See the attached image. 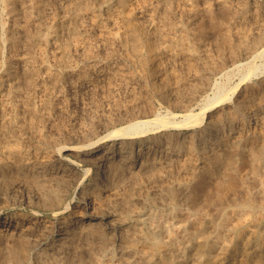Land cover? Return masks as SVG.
I'll return each instance as SVG.
<instances>
[{
  "label": "bare ground",
  "instance_id": "bare-ground-1",
  "mask_svg": "<svg viewBox=\"0 0 264 264\" xmlns=\"http://www.w3.org/2000/svg\"><path fill=\"white\" fill-rule=\"evenodd\" d=\"M10 1L12 0H0V2H3L5 5L9 3H11ZM16 1V0H13ZM24 0H22L23 2ZM31 1V0H30ZM39 1V0H37ZM50 2H52L51 0H49ZM64 1V0H63ZM68 1L66 7H65V12H63L64 14H62V21L63 22V27L61 30H64L68 33V31H70L72 29V25H71V21L73 19H75L77 22L79 20H77L79 18V14H83V15H88L91 18H94L96 20H98L99 22V32H98V37L97 40L100 42L99 44H101L103 50L105 51V55L106 59L105 60H97L96 57H92L93 53H91L92 50H90L92 48V43L89 42L86 39L83 40V43H81L79 45V43L77 44V42H74V48L76 50V52H79L78 50L81 51V53L79 54H84V56L86 57H91V60H93V63L91 64V67L93 68V70L95 71V74H93L94 72H92V74L89 72V69L87 66V68H83L80 71H78V76L80 78V83L81 82H87V83H93L96 84L95 86H99V90L102 89V91H104V89L111 91L112 88H114L117 84H121L122 81H126L129 80V78H137V80H142L144 81V86H143V94L140 95H132L134 97H132V99H130L129 101H131L129 104L127 103V105H123L121 107H123V109L121 110V123H125V125H122L121 127L118 126L115 127L117 129H115L113 131V133H111L110 131V135H114L115 137H118V141H115L114 143H112L111 145H107L105 144L104 147L102 146V143H105L106 141L103 140L106 136L103 137H99V138H94V135H89L85 136L83 138V143H81L80 145H76L75 147H68V149L71 151V153H75L74 156L76 155L79 156L82 164H89L90 166H85L87 167L86 170H90L92 169V167L97 166V170L98 172L94 171V175L92 176V180L91 182L88 184V186L84 189L83 193L80 196L79 199H77V201L75 202L74 205H71V201L69 200L67 202L68 196L70 193H75L77 191V189H79L82 184L79 178V175L77 173V166L79 165L77 163H62V147L60 148L59 152L57 153H51L47 151H41V150H37V149H28L26 151H22V149H17L19 148L18 146H14V144H9L12 142L7 143V141L5 142V140L2 139V134L3 132L11 127H21L23 126L25 123V115L20 116L19 112H17L18 109H16V107L18 106L19 103L22 102H26L27 100L29 101V103H31L34 100V94H32V92H40L42 94H44V97H40V100H38L40 103H42L41 105L43 106L44 104L46 105L49 101L48 100V95L49 93L52 92L51 89L55 86V84L57 83V80L59 79V74L56 70H54L52 67L49 66L48 61L42 57L41 53L43 48H37V52L38 55H32L31 53L29 54V50L30 48H33L32 45H34V43L36 42V38H33L32 36H29L27 34H23V32L25 31V29L23 28L27 23L29 24H33V25H38L37 20L39 18V16L42 14L40 12L41 8L38 5H35L32 7V9H28L26 8L29 4H23V13L21 15H17V16H12L9 21L5 22L3 20L0 19V45L2 43H7L6 45L9 46L8 48H10V54H7L8 56H6V58H2L3 52L0 49V193L3 194V196H0V200L2 199V197H4V193H7V191H15L17 189V187L19 186L20 181L17 179H15L13 181V177L10 174L11 173V169H10V164H17L16 159H18V162L21 163V165L23 166V169H25V172L27 170L32 171L36 177H38V179H40L41 181V193L38 194L39 196H36L35 200H32V202H39L41 201L42 204L46 207L51 208L52 210H55L57 208H61L65 203V208H68L69 211V217L66 218L65 221H69V224L67 225V223H64V225L66 226L65 228H61L60 225V230L61 233H64L62 236L60 234L59 238H56L58 241L57 243H54L48 248V253L51 255V253H56L62 254V252H65L67 249H69L70 247H72L73 243H74V234L77 232L76 227L78 226L81 231L82 229H85L86 234H88L90 231H87L90 228H93L95 230H97V232L102 233L103 228H105L107 230V234H109L110 236H118V234L122 233L123 231L125 232L124 227L127 223V218H123L121 215V212H123V210L125 209V206L122 207V209L120 211L118 208H116L113 204H109L108 209H107V214H106V220H103V218L105 217V213H102V206L103 204L109 200L110 198H115L118 197L120 195V192L118 191L117 187H116V183H117V179L118 177H120V175L123 173L124 168L127 169V166H125V164L129 161V159L131 160V170L132 172L135 170H139L141 168V172L142 169L145 168H149V167H153L155 166V163L157 161L160 162H164V161H168L169 159H179L180 164V172L183 173L182 176H180L179 181H178V186H179V190L182 191H187L188 190V182L191 180H198L197 182V187H201V181H200V171H202L203 168H205L208 165V162H210L212 159H214L216 157L217 151H219L218 149L226 146L229 143H232L233 145H235L238 149H241V145H244V143L242 144L243 138L245 136V133L251 129L249 128V124L250 121L249 119L244 120L243 117H246L247 115H250V120H252L251 124H255L254 128H252V134L256 135V134H264V115H261L258 113L259 110L264 108V72H262V70L260 71L258 68L260 67L257 62V59H259L262 55L264 56V1L261 3L258 2V4H255L253 6V8L250 11V19H251V26L247 27V26H239L237 28H235L233 30V36H236L238 39L237 40V44L231 48L230 50V54L228 56V59L225 60L224 65L222 66L221 69H226V70H232V69H243L242 67L246 66L247 68V73L244 75V77H242L241 80L243 79H247L246 77L250 78L251 75H256L258 73L257 70H259L260 72H262V76L259 77L258 80H255L254 83L245 86L244 88H240L238 90L239 91V96L237 98V100H235L234 104L231 106H229V108H218L216 109L215 112H213L210 115H206L207 109L211 110L213 108H216L218 105H216V103L219 101L221 102V100L225 99V98H230L231 96H229L227 94V86L226 84H221L219 86V92L216 93V96L214 97L215 99H211V102L208 100V104L205 106L199 107L201 108L199 111H192L190 110L191 108H193L194 103L196 102V99L199 97L200 94L206 92L209 88L212 87V82L209 79V75L212 73H216L217 71H221L218 67L215 66L214 61L212 60V58L210 57V54L208 53L207 50V46L205 44V42L199 41V42H194L195 40H193L195 29L194 25L195 23L198 21L199 16L201 15V10H208L211 6L209 4H207L208 2L204 1V4L202 3V6L199 7L198 6V1L199 0H98L96 2H101L102 4V9L104 12H97V9L93 8L92 6L90 7V5L85 4V2H83V0H66ZM85 1V0H84ZM92 1V0H91ZM219 3H223L226 4L227 2H229L230 0H217ZM236 1V0H235ZM234 1V2H235ZM247 1V0H245ZM252 1V0H251ZM27 1H25L26 3ZM29 2V1H28ZM40 2V1H39ZM54 2V1H53ZM52 2V4H54ZM237 2V1H236ZM249 2V1H248ZM257 2V1H255ZM2 3V4H3ZM16 3V2H15ZM14 3V4H15ZM49 3V2H48ZM87 3H89L87 1ZM211 3V2H210ZM217 3V2H216ZM242 3V2H241ZM251 3V2H250ZM13 4V3H12ZM44 5V3H41ZM213 4V3H212ZM240 4V3H239ZM248 4V3H247ZM252 4V3H251ZM1 5V4H0ZM19 5V4H18ZM51 5V4H50ZM215 5V4H214ZM213 5V7H214ZM249 5V4H248ZM247 5V6H248ZM20 6V5H19ZM46 6V5H45ZM44 6V7H45ZM48 6V5H47ZM56 6V5H55ZM100 5H98L97 7H99ZM217 6V4H216ZM8 7V6H7ZM49 7V6H48ZM58 7V6H57ZM96 7V6H95ZM229 7V6H228ZM5 8V7H4ZM19 8V7H18ZM52 8V7H51ZM50 8V9H51ZM54 8V7H53ZM46 9V7L44 8ZM56 9V8H55ZM61 10H63L62 8H59ZM246 9V8H245ZM5 10V9H4ZM19 10V9H17ZM49 10V9H48ZM52 10V9H51ZM63 10V11H64ZM101 10V9H99ZM218 10V8H217ZM2 11V10H0ZM15 11V10H13ZM12 11V12H13ZM20 11V10H19ZM18 11V12H19ZM45 11V10H44ZM211 11V9H210ZM247 11V10H245ZM55 12V11H54ZM58 12V11H56ZM55 12V13H56ZM209 12V11H208ZM219 12V11H217ZM242 12V11H241ZM249 12V11H248ZM41 13V14H40ZM47 13V12H46ZM102 13V14H101ZM207 13V12H206ZM14 14V13H13ZM50 14V13H49ZM80 14V15H81ZM104 14V15H103ZM212 14V13H211ZM218 14V13H217ZM2 15V14H1ZM11 15V14H10ZM51 16L53 14H50ZM205 15V14H204ZM220 15V14H218ZM241 15V13H240ZM247 15V14H246ZM48 16V15H47ZM54 16V15H53ZM82 16V15H81ZM211 17V15H209ZM42 17V15H41ZM43 17H45V15H43ZM42 17V18H43ZM61 17V16H60ZM90 17L88 18V20L90 19ZM206 17V15H205ZM208 17V16H207ZM236 17V16H234ZM242 17V16H241ZM201 18V17H200ZM240 18V17H239ZM238 18V19H239ZM48 19V18H47ZM87 19V18H86ZM211 19V18H210ZM213 19V18H212ZM211 19V20H212ZM237 19V20H238ZM241 19V18H240ZM247 19V18H246ZM43 20V19H42ZM46 20V19H45ZM87 20V21H88ZM206 20V19H205ZM218 20V19H217ZM220 20V18H219ZM235 20V18H234ZM39 21V20H38ZM52 21V20H50ZM49 21V22H50ZM86 21V22H87ZM92 21V20H91ZM201 21V19H200ZM224 21V20H223ZM232 21V20H231ZM42 22V21H41ZM48 22V21H47ZM56 22H59L58 20ZM80 22V21H79ZM90 21H88L89 23ZM199 22V21H198ZM203 21H201L202 23ZM208 22V21H207ZM220 22V21H219ZM226 22V21H225ZM242 22V20H241ZM244 22V20H243ZM242 22V23H243ZM206 23V22H205ZM224 23V22H223ZM230 23V22H229ZM228 23V25H229ZM235 23V21H234ZM249 23V22H248ZM247 23V24H248ZM44 24V23H42ZM40 24V25H42ZM58 24V23H57ZM62 24V23H61ZM79 24V23H78ZM94 24V23H93ZM208 25V23H206ZM231 24V23H230ZM246 24V25H247ZM32 25V27H33ZM48 25V24H47ZM50 25V24H49ZM54 25H56L54 23ZM80 25V24H79ZM83 25V24H82ZM87 25V24H85ZM206 25V26H207ZM214 25V24H213ZM218 25V24H217ZM226 25V24H225ZM224 25V26H225ZM234 25V24H233ZM232 25V26H233ZM238 25V24H237ZM243 25V24H242ZM90 26V25H89ZM94 26V25H93ZM198 26V25H197ZM205 26V27H206ZM209 26V25H208ZM227 26V25H226ZM31 27V28H32ZM43 27V25H42ZM53 27V26H52ZM52 27L49 28V31L47 34L44 35H38L39 36V40L40 41H45L46 43H51L54 45V48L57 47L58 49H60V51L58 49L57 52H55L54 54L52 53L53 56V62L57 63V64H61L62 66H66V69L68 72H73L72 69V57L70 58V52L69 49L70 47L68 46V44H66V42L68 43L69 41L66 40L63 41L66 36H64L65 38L62 39L61 34L59 32H61L60 30H56L53 29ZM61 27V26H60ZM91 27V26H90ZM200 27V26H199ZM57 28V26L55 27ZM79 28L84 29L82 27L79 26ZM97 28V27H94ZM198 28V27H197ZM207 28V27H206ZM205 28V29H206ZM227 28V27H226ZM231 28V27H229ZM233 28V27H232ZM24 29L22 34L23 36H18V32ZM29 29V28H28ZM27 29V30H28ZM37 29V28H36ZM44 29V28H43ZM87 29V28H86ZM85 29V31H86ZM89 29V28H88ZM87 29V30H88ZM46 30V29H45ZM42 30V31H45ZM76 30V29H75ZM203 30V28L201 29ZM208 30V29H206ZM218 30V29H217ZM220 30V29H219ZM218 30V31H219ZM231 30V29H230ZM22 31V30H21ZM41 31V30H40ZM83 31V30H82ZM93 31L95 32V29H93ZM225 31V29H224ZM229 31V30H228ZM232 31V30H231ZM30 33V30L27 31ZM89 32V31H88ZM200 32V31H198ZM222 32V31H220ZM31 33H32V29H31ZM30 33V34H31ZM73 33V31H72ZM81 33V32H80ZM83 33V32H82ZM87 33V32H86ZM210 33V31H209ZM208 33V34H209ZM213 33V32H212ZM229 33V32H228ZM36 34V33H35ZM65 35V33H63ZM62 34V35H63ZM85 34V33H84ZM92 34V33H91ZM207 34V33H206ZM68 35V34H67ZM72 35V34H71ZM76 35V33H75ZM97 35V33L95 34ZM199 35V34H198ZM204 35V33L202 34ZM210 34V37L212 38L213 35ZM74 36V35H73ZM78 36V34L76 35ZM90 38V35H87ZM85 36V37H86ZM207 36V35H206ZM21 37V38H20ZM69 37V36H68ZM71 38V37H70ZM74 38V37H72ZM77 38V37H76ZM80 38V37H79ZM88 38V39H89ZM198 38V37H196ZM38 39V37H37ZM67 39V38H66ZM37 40V41H39ZM79 40V39H76ZM96 40V41H97ZM73 41V40H72ZM93 41V40H91ZM95 41V40H94ZM204 41V40H203ZM218 41V40H216ZM228 41V40H227ZM220 42V41H218ZM37 43V42H36ZM43 45V42H41ZM98 45V44H97ZM96 45V46H97ZM118 45V46H122L124 47V50L126 49V52H124L123 54L121 53V55L117 56L125 62H121L120 64H115L114 65H110V60L114 57H110L109 54L112 51L110 50L113 46ZM6 46V48H7ZM47 46V45H46ZM101 46L99 48H101ZM214 46V45H213ZM216 46H218V44H216ZM50 47V46H49ZM52 47V45H51ZM96 47V48H98ZM117 47V46H116ZM211 47V46H210ZM53 48V47H52ZM95 48V47H93ZM92 48V49H93ZM118 48V47H117ZM215 48V47H214ZM213 50H216L214 49ZM226 48V47H225ZM34 49V48H33ZM122 49V48H121ZM73 50V52L75 51ZM90 50V51H87ZM101 50V49H98ZM110 50V52H109ZM118 50V49H117ZM115 50V52L117 51ZM210 50V49H209ZM6 51V50H5ZM46 51V50H45ZM44 51V52H45ZM70 51L72 52V50L70 49ZM87 51V52H86ZM95 51V50H94ZM97 51V50H96ZM107 51L109 52V54L107 53ZM222 51V50H220ZM8 52V51H7ZM35 52V51H33ZM32 52V53H33ZM49 52V50H48ZM53 51H50V53ZM72 52V53H73ZM114 52V51H113ZM36 53V52H35ZM34 53V54H35ZM103 53V52H102ZM103 53V54H104ZM107 53V54H106ZM145 53H148L147 55H145ZM227 53V52H226ZM43 54V53H42ZM46 54V53H45ZM101 54V53H100ZM218 54V53H217ZM75 55V53H74ZM118 55V54H117ZM151 55V57H150ZM214 55V54H213ZM228 55V54H227ZM46 56V55H44ZM51 56V55H50ZM81 57V55H79ZM95 56V55H94ZM113 56V55H112ZM115 56V55H114ZM215 56V55H214ZM213 56V57H214ZM83 57V56H82ZM85 57V58H86ZM52 58V57H50ZM50 58H48L50 60ZM75 58V57H74ZM84 58V57H83ZM99 58V57H98ZM224 58V57H222ZM264 58V57H263ZM4 59V61L2 60ZM77 59V58H76ZM103 59V58H102ZM216 59V58H215ZM52 60V59H51ZM79 61H81L80 59H78ZM83 60V59H82ZM114 60V59H113ZM219 60V59H218ZM115 61V60H114ZM200 62L203 66L202 71H198L199 69H197L196 67H193L194 62ZM220 61V60H219ZM52 62V61H51ZM50 62V63H51ZM84 62V61H82ZM81 62V64H82ZM222 62V61H221ZM78 63V62H77ZM86 62H84L85 65ZM186 64L189 68L190 71L186 72L189 73L187 78H183L181 77L175 70V67L177 64ZM36 65V70H33L35 72H32V74H26V76H21L20 72L18 71L19 67H25L26 65L29 68V65ZM129 64H136L142 67L141 71H136L130 73L131 71H129ZM197 64V63H196ZM261 64V63H260ZM76 65V64H74ZM73 65V66H74ZM89 65V63H88ZM199 65V64H198ZM30 66V67H32ZM63 66V67H64ZM82 66V65H81ZM90 66V65H89ZM181 66V65H180ZM32 67V68H34ZM134 67V66H133ZM183 67V66H181ZM185 67V66H184ZM76 68V66H75ZM138 68V66H137ZM180 68V67H179ZM186 69H189L187 67H185ZM27 69V68H26ZM133 69V68H132ZM184 69V68H183ZM182 69V70H183ZM186 69H184L185 71H187ZM264 69V68H263ZM22 70V69H21ZM75 70V69H74ZM181 69H179L180 71ZM225 70V71H226ZM26 71V70H24ZM223 71V70H222ZM244 71V70H243ZM28 72V71H27ZM30 72V70H29ZM183 72V71H182ZM23 73V70L22 72ZM31 73V72H30ZM218 73V72H217ZM234 73V72H233ZM70 74V73H69ZM74 74V73H73ZM183 74V73H182ZM222 74V72H221ZM227 75L229 73H226ZM232 74V73H231ZM243 74V72H242ZM224 75V74H223ZM226 75V76H227ZM236 75V74H234ZM260 75V74H259ZM73 76V75H71ZM213 76V75H212ZM219 76V75H218ZM237 76V75H236ZM257 76V75H256ZM66 77V76H65ZM74 77V76H73ZM61 78V77H60ZM67 78V77H66ZM71 77H69L70 79ZM76 78V77H74ZM77 78V81L78 79ZM235 78V77H234ZM253 78V77H252ZM64 79V78H63ZM62 79V80H63ZM68 79V80H69ZM138 80V81H139ZM219 80V79H218ZM217 80V81H218ZM230 80V79H229ZM228 80V81H229ZM76 81V82H77ZM136 81V80H135ZM134 81V82H135ZM224 81V80H223ZM222 81V82H223ZM239 81V80H238ZM246 82V80H244ZM253 81V80H252ZM68 82V81H67ZM70 82V81H69ZM72 82V81H71ZM75 82V81H74ZM73 82V83H74ZM132 82V81H131ZM137 82V81H136ZM220 82V81H218ZM62 83V82H60ZM79 83V82H78ZM215 83V82H214ZM250 83V82H249ZM52 84V85H51ZM65 84V83H64ZM69 84V83H68ZM75 84V83H74ZM126 84V83H125ZM131 84V83H130ZM216 84V83H215ZM231 84V83H230ZM235 84V83H234ZM63 85V83H62ZM79 85V84H78ZM85 85V83L83 84ZM124 85V83H123ZM132 85V84H131ZM229 85V84H228ZM246 85V84H245ZM66 86V84H65ZM72 86V85H70ZM91 86V85H90ZM125 86V85H124ZM122 86V87H124ZM244 86V85H242ZM58 87V86H57ZM63 87V86H62ZM68 87V86H67ZM75 87V86H74ZM87 87V86H86ZM140 87V86H139ZM138 87V88H139ZM25 90H24V89ZM56 88V86L54 87V89ZM60 88V87H58ZM79 88V87H78ZM85 88V87H83ZM90 88V87H89ZM95 88V87H94ZM238 88V83L235 84L232 87V91L231 86L228 90H230L232 93H235V90ZM62 89V88H60ZM59 89V90H60ZM74 89V88H73ZM98 89V88H97ZM119 89V88H118ZM135 89V88H134ZM212 89V88H211ZM218 89V88H217ZM216 89V90H217ZM24 90V92H23ZM92 90V87L89 89ZM123 90V89H122ZM130 90V93H132L133 87ZM54 91V90H53ZM57 91V89L55 90ZM70 91H72L70 89ZM82 91V89H81ZM98 91V90H97ZM101 91V90H100ZM105 91V93H106ZM114 91V90H113ZM124 91V90H123ZM67 92V91H65ZM64 92V93H65ZM75 92V90H74ZM99 92V91H98ZM77 93V92H76ZM81 93V92H80ZM80 93H78L80 95ZM88 93V92H87ZM123 93V92H122ZM208 93V92H207ZM23 94L26 95V97H22L19 98V95L22 96ZM74 93H72L73 96ZM110 94V93H108ZM119 94V93H118ZM129 94V92H128ZM140 94V93H138ZM215 94V91H214ZM213 94V96H214ZM38 95V93H37ZM45 95H47L45 97ZM75 95V94H74ZM85 95V94H84ZM102 95V93H101ZM105 95V94H103ZM113 94H111L112 96ZM117 95V94H116ZM121 95V94H120ZM124 95V93H123ZM126 95V94H125ZM43 96V95H41ZM59 96L58 93H52V99H57ZM62 96V95H61ZM66 96V95H65ZM68 96V95H67ZM71 96V94H70ZM69 96V97H70ZM78 96V95H77ZM118 96V95H117ZM115 96V97H117ZM127 96V95H126ZM36 97V96H35ZM38 97V96H37ZM36 97V99H37ZM64 97V96H63ZM62 97V99H63ZM86 97V96H85ZM84 97V99H85ZM88 97V96H87ZM107 97V96H106ZM114 97V96H113ZM120 97V96H119ZM203 97V96H202ZM206 97V96H205ZM233 97V96H232ZM235 97V96H234ZM61 98V97H60ZM67 98V97H66ZM73 99L76 98V96L72 97ZM70 98V99H72ZM90 98V97H88ZM94 98V97H93ZM118 98V97H117ZM126 98V97H125ZM129 98V96H128ZM153 98H158L161 99L165 102H167V104L169 105V107H173L177 108V107H182L181 109H184L185 113H183L182 118L181 119H175L174 118V114L176 115L177 113H174L172 116L174 119H172L171 115L167 116V115H154V118H150V111H153V108L151 106V101L153 100ZM201 98V97H200ZM199 98V99H200ZM228 98V99H229ZM19 99H21V101H18ZM35 99V100H36ZM72 99V100H73ZM83 100V98H81ZM87 99V98H86ZM92 99V98H91ZM109 100H111L110 98H108ZM114 98H112L113 100ZM120 99V98H119ZM206 99H208L206 97ZM58 100V99H57ZM71 100V101H72ZM93 100V99H92ZM107 100V98H106ZM61 101V100H60ZM66 100H63V102ZM68 101V100H67ZM66 101V102H67ZM75 101V100H74ZM80 101V100H79ZM108 101V100H107ZM106 101V102H107ZM114 101V100H113ZM126 101V100H125ZM128 101V100H127ZM154 101V100H153ZM162 101V102H163ZM56 102V101H55ZM62 102V101H61ZM81 102V101H80ZM84 102V101H83ZM223 102V101H222ZM34 103V102H32ZM39 103V105H40ZM60 103V102H58ZM56 103V104H58ZM65 103V102H64ZM82 103V102H81ZM104 103V102H101ZM112 105L115 102H111ZM121 103V101H120ZM143 103L145 104V106L143 105ZM160 103V102H159ZM204 103V102H202ZM207 103V102H206ZM36 104V102H35ZM63 104V103H60ZM70 104V103H69ZM84 104V103H83ZM93 104V103H92ZM163 104V103H162ZM197 104V103H195ZM201 104V103H200ZM30 105V104H29ZM40 105V106H41ZM65 105V104H64ZM67 105V103H66ZM65 105L66 109L67 106ZM98 105V104H97ZM95 105V106H97ZM103 105V104H102ZM105 105V103H104ZM109 105V104H107ZM111 105V104H110ZM111 105V106H112ZM117 105H119L117 103ZM22 106V105H21ZM24 106V105H23ZM33 106V105H32ZM93 106V105H91ZM144 106V107H143ZM165 106V105H164ZM228 106V105H227ZM26 107V106H24ZM36 107V106H35ZM54 107V106H53ZM63 107V106H62ZM94 107V106H93ZM92 107V108H93ZM99 107V106H98ZM97 107V108H98ZM102 107V106H101ZM100 107V108H101ZM107 106L105 105V108ZM116 107V106H115ZM157 107V106H156ZM155 107V108H156ZM166 107V108H169ZM19 108V107H18ZM22 108V107H21ZM33 109V107H30ZM30 110V114L31 109ZM40 108V107H39ZM42 108V107H41ZM59 108V107H58ZM61 108V107H60ZM59 108V109H60ZM89 108V107H87ZM104 108V109H105ZM109 108V107H107ZM173 108V109H174ZM45 109V108H44ZM55 109V108H54ZM110 109V108H109ZM119 109V108H118ZM34 110V109H33ZM38 110V109H37ZM43 110V109H42ZM64 110V108H63ZM93 110V109H92ZM102 110V109H101ZM189 110V111H188ZM23 111V110H22ZM39 111V110H38ZM46 111H47V107H46ZM57 111V110H56ZM65 111V110H64ZM97 111V110H96ZM104 111V110H102ZM111 111V110H110ZM118 111V110H117ZM167 111V109H166ZM165 111V112H166ZM181 111V110H180ZM41 112V111H40ZM45 112V110H44ZM61 112V110H60ZM101 112V111H100ZM116 112V110H115ZM119 112V111H118ZM158 112V110H157ZM172 112V111H171ZM210 112V111H208ZM260 112V111H259ZM46 113V112H45ZM49 113V111H48ZM51 113V112H50ZM54 113V112H53ZM52 113V114H53ZM96 113V112H95ZM104 113V112H103ZM112 113V111H111ZM114 113V112H113ZM152 113V112H151ZM173 113V112H172ZM28 114V113H27ZM42 114V113H40ZM171 114V113H170ZM101 115V114H100ZM99 115V116H100ZM105 115V114H104ZM107 115V114H106ZM105 115V116H106ZM110 115V113H109ZM30 116V115H29ZM28 116V117H29ZM48 116V115H47ZM46 116V118H47ZM52 116V115H51ZM103 116V115H102ZM111 116V115H110ZM119 116V113H118ZM205 116H209L208 120L205 123H201L204 119ZM27 117V116H26ZM31 117V116H30ZM26 118L27 121H29ZM107 117V116H106ZM38 118V117H37ZM50 118V117H49ZM115 118V116H114ZM33 118H31L32 121ZM44 119V118H43ZM104 120V119H101ZM106 120V119H105ZM109 122L112 123L113 119L112 118H108L107 119ZM106 120V121H107ZM115 120V119H114ZM34 121V120H33ZM32 121V122H33ZM36 121H38L36 119ZM40 122H44V120H39ZM38 121V122H39ZM30 122V121H29ZM102 122V121H101ZM104 122V121H103ZM102 122V123H103ZM35 123V122H34ZM46 123V121H45ZM30 124V123H26ZM37 124V122H36ZM87 124V123H86ZM85 124V125H86ZM105 124V123H103ZM110 123H108L109 125ZM113 124V123H112ZM250 124V125H251ZM61 125V124H60ZM84 125V127H86ZM93 125V123H92ZM111 125V124H110ZM109 125V126H110ZM154 125V127H153ZM258 125V126H257ZM29 125H27L28 127ZM31 126V125H30ZM37 126L40 128V125L37 124ZM36 126V127H37ZM43 126V124L41 125ZM82 126V123H81ZM161 126H165L166 128L168 127H172V126H185L186 128L184 130H179L177 132L174 131H164L160 134H156L155 135H151L150 131L153 129H157ZM45 126H43L42 128L44 129ZM80 126H78L77 128H79ZM83 127V128H84ZM88 127V126H87ZM225 127L229 129L228 132L225 133ZM38 128V129H39ZM46 128V127H45ZM60 128V127H58ZM57 128V129H58ZM66 128V127H65ZM64 128V129H65ZM182 128V127H181ZM27 129V128H26ZM25 129V130H26ZM31 129V128H30ZM29 129V130H30ZM95 129V128H93ZM114 129V128H113ZM84 130V129H82ZM91 130V129H89ZM23 131V130H21ZM31 131H33L31 129ZM41 131V129H40ZM39 131V132H40ZM63 131V130H61ZM67 131V129H66ZM73 131V129H72ZM79 131V130H78ZM81 131V130H80ZM85 131V130H84ZM96 131V129H95ZM157 131V130H156ZM10 132V131H9ZM19 132V131H18ZM27 132V131H26ZM38 132V131H37ZM38 132V133H39ZM82 132V131H81ZM92 132V131H91ZM94 132V131H93ZM92 132V133H93ZM38 133H36L38 135ZM42 133V132H41ZM44 133V132H43ZM46 133V132H45ZM74 133V132H73ZM78 133V132H77ZM85 133V132H84ZM91 133V134H92ZM10 134V133H8ZM14 134V133H13ZM20 133H18L19 135ZM47 134V133H46ZM83 134V133H82ZM108 134V133H107ZM136 134V135H134ZM154 134V133H153ZM33 135H35L33 133ZM52 135V134H51ZM120 135V136H117ZM132 135V136H130ZM22 136L24 137L23 133ZM27 136V135H26ZM40 136V134L38 135V137ZM42 137L44 135H41ZM61 136V135H60ZM71 136H73L71 134ZM75 136V135H74ZM20 137V136H19ZM46 137V135H45ZM44 137V138H45ZM49 137V136H47ZM55 137V135H54ZM70 137V136H69ZM77 137V136H76ZM110 137V136H109ZM114 137V138H115ZM127 137H133L132 139H126ZM58 138V137H57ZM108 137H106L105 139H107ZM113 138V136H112ZM263 138V137H262ZM261 138V139H262ZM10 139V138H9ZM69 139V138H68ZM72 139V138H71ZM74 139V138H73ZM79 139V138H78ZM11 140V139H10ZM13 140V139H12ZM15 140V139H14ZM13 140V142H14ZM19 140V139H18ZM26 140V139H25ZM75 140V139H74ZM176 143V148H174L175 146L172 145L173 141ZM178 141V143L176 141ZM17 141V140H16ZM29 141V140H28ZM48 141V140H47ZM59 140H57L58 142ZM62 141V140H61ZM64 141V140H63ZM81 141V140H80ZM20 142V141H19ZM40 142V141H38ZM36 141V143H38ZM52 142V141H51ZM262 142V141H261ZM27 143V142H26ZM48 143V142H47ZM53 144H55L54 142H52ZM77 143V142H76ZM118 143V144H117ZM255 143V142H254ZM23 144V143H22ZM21 146H24V144ZM34 144V143H33ZM70 144V143H69ZM75 144V143H74ZM116 144V145H115ZM27 145V144H25ZM43 145V144H41ZM49 145V144H48ZM62 145V144H61ZM232 145V148H233ZM34 146V145H33ZM56 146V145H54ZM52 146V147H54ZM231 146V145H230ZM249 146V145H247ZM17 147V148H16ZM26 147V146H25ZM46 147V146H45ZM250 147V146H249ZM21 148V147H20ZM23 148V147H22ZM29 148V147H28ZM248 148V147H247ZM255 148H251L248 152L247 155H245L244 159H256L257 155L254 151ZM259 149V148H258ZM52 150V149H50ZM230 150H232L230 148ZM69 152V151H68ZM259 152V151H258ZM247 153V152H246ZM263 153V151H262ZM56 154V155H54ZM70 155V154H68ZM241 155V154H240ZM260 155V154H259ZM237 157V156H236ZM74 158V157H73ZM229 158V156H228ZM232 158V157H231ZM238 158V157H237ZM260 158V157H259ZM262 158V157H261ZM70 159V158H69ZM223 159V158H222ZM236 159V158H235ZM78 160V159H77ZM261 160V159H260ZM262 160H264L262 158ZM72 161V159H71ZM171 161V160H170ZM177 161V160H176ZM226 161V160H225ZM224 161V162H225ZM75 162V160H74ZM169 162V161H168ZM167 162V163H168ZM249 163L250 160L248 161ZM71 163V162H70ZM256 163V162H255ZM254 163V164H255ZM176 164V163H175ZM261 164V163H260ZM7 165V166H5ZM162 165V164H161ZM160 165V166H161ZM170 165V164H169ZM167 165V167L169 166ZM246 165V164H245ZM251 165V164H249ZM253 165V164H252ZM262 165V164H261ZM158 166V165H157ZM173 166V164H172ZM219 166V165H218ZM256 166V165H255ZM90 167V168H88ZM211 167V166H210ZM253 167V166H252ZM262 167H264V165H262ZM261 167V168H262ZM14 168V167H13ZM83 168V167H81ZM144 168V169H145ZM170 168V167H169ZM169 168H167L169 170ZM173 168V167H172ZM223 168V167H222ZM232 169V167H230ZM245 168H248L245 166ZM151 169H154L151 168ZM158 171V168H156ZM171 169V168H170ZM176 170V168H173ZM210 169V168H209ZM254 169V168H253ZM13 170V169H12ZM85 170V169H84ZM147 170V169H146ZM149 170V169H148ZM165 170V169H164ZM167 170V171H168ZM233 170V169H232ZM237 170V169H235ZM245 170V169H244ZM248 170V169H247ZM246 170V171H247ZM259 170V169H258ZM261 170V169H260ZM8 171H10V173H8ZM155 171V170H154ZM160 171V170H159ZM166 171V170H165ZM171 171V170H170ZM168 171V172H170ZM212 171V169H211ZM234 171V170H233ZM249 172L251 171L250 169L248 170ZM253 171V170H252ZM255 171V170H254ZM93 172V171H92ZM127 172V171H126ZM129 172V171H128ZM144 172V171H143ZM174 171H172L173 173ZM177 172V171H176ZM238 172V171H237ZM240 172V171H239ZM243 172V171H242ZM248 172V173H249ZM264 172V171H263ZM28 173V172H27ZM171 173V172H170ZM224 173V172H223ZM260 173V172H259ZM137 174V173H136ZM162 174V173H161ZM175 174V173H174ZM207 174V173H206ZM240 174V173H239ZM247 174V173H246ZM245 174V175H246ZM250 174V173H249ZM255 174V172H254ZM261 174V173H260ZM126 175V174H125ZM145 175V174H144ZM204 175V174H203ZM223 175V174H222ZM252 176V174H250ZM17 176V175H16ZM84 176V175H83ZM124 175H122L123 177ZM147 177V175H145ZM150 176V174H149ZM152 176V174H151ZM158 178L160 176L157 175ZM156 176V178H157ZM162 176V175H161ZM178 176V174H177ZM205 176V175H204ZM209 176V175H208ZM211 176V175H210ZM15 177V176H14ZM87 177V176H86ZM145 177V179H147ZM153 177V176H152ZM163 177L166 180V177L163 175ZM170 177V176H169ZM235 177V176H234ZM237 177V176H236ZM241 177V176H239ZM243 177V176H242ZM253 177V176H252ZM16 178V177H15ZM24 178V177H23ZM83 178V177H81ZM91 178V177H90ZM151 178V177H150ZM175 178V177H174ZM221 178V177H219ZM222 178H224V176H222ZM221 178V179H222ZM21 179V178H20ZM36 178V180H38ZM86 179V178H85ZM124 179V178H122ZM121 179V180H122ZM128 179V178H127ZM126 179V180H127ZM141 179V178H140ZM163 179V178H162ZM244 179V178H243ZM247 179V178H246ZM137 180V179H136ZM154 180V179H153ZM152 180V181H153ZM161 180V179H160ZM159 180V181H160ZM212 180V179H211ZM39 181V180H38ZM37 181V182H38ZM69 181V182H68ZM74 183V187L72 189V191L69 188V183ZM132 181V180H130ZM135 182V180H133ZM150 181V180H149ZM156 181V179H155ZM214 181V180H213ZM222 181L224 182V179H222ZM241 181V180H240ZM28 182V181H26ZM123 182V180H122ZM139 181H137L138 183ZM154 182V181H153ZM168 181L163 182V184L165 185V183ZM171 182V181H170ZM261 182V180L259 181ZM263 182V181H262ZM29 183H31V180L29 181ZM121 183V182H120ZM117 183V184H120ZM143 183V182H142ZM159 183V182H158ZM169 183V182H168ZM167 183V184H168ZM40 184V183H39ZM85 184V183H84ZM122 184V183H121ZM154 184V183H153ZM152 184V185H153ZM162 184V183H160ZM166 184V186H167ZM214 184V183H213ZM36 185V182H35ZM34 185V187H35ZM38 185V184H37ZM36 185V186H37ZM127 184H125L126 186ZM130 185V184H129ZM134 185V183H133ZM149 185V184H148ZM150 185V187L156 186V185ZM167 190L166 187H164ZM174 185V184H173ZM211 185V183H210ZM223 185V184H222ZM253 188L255 183L252 184ZM24 186V185H23ZM27 186H30L27 185ZM39 186V185H38ZM73 186V185H72ZM128 186V185H127ZM135 186V185H134ZM169 186V185H168ZM244 186V185H242ZM246 186V185H245ZM244 186V187H245ZM33 187V188H34ZM84 187V186H83ZM123 187V186H122ZM131 187V186H129ZM149 187V188H150ZM157 187V186H156ZM175 187V185H174ZM173 187V188H174ZM250 187H252L250 185ZM249 187V188H250ZM260 187H262V185H260ZM124 188V187H123ZM132 188V187H131ZM171 188V187H170ZM172 188V189H173ZM242 188V187H241ZM240 188V189H241ZM251 188V189H253ZM19 189V188H18ZM23 189V188H22ZM28 190V188H26ZM81 189V188H80ZM135 189V188H134ZM132 189V190H134ZM141 189V188H140ZM145 189V188H144ZM151 189V188H150ZM158 189V187H157ZM156 189V190H157ZM177 191L174 190L178 193V188L176 187ZM196 189V188H195ZM221 189V188H220ZM225 189H227L228 192H234L236 187L234 182L232 181H228L225 185ZM244 189V188H242ZM257 189V188H256ZM261 189V188H258ZM263 189V187H262ZM27 190L26 193H27ZM33 190V189H32ZM40 189H38L39 191ZM131 190V191H132ZM142 190V189H141ZM140 190V191H141ZM146 190V189H145ZM144 190V191H145ZM149 190V189H148ZM159 190V189H158ZM170 190V189H168ZM217 190V189H216ZM215 190V191H216ZM239 190V187H238ZM237 190V191H238ZM246 190V189H245ZM250 190V189H248ZM19 191V190H18ZM24 191V189H23ZM36 191V190H35ZM82 191V190H81ZM122 191V190H121ZM161 192V190H159ZM171 191V190H170ZM169 191V193H171ZM206 191V190H205ZM220 191V190H219ZM242 191V190H241ZM260 191V190H258ZM138 192V191H137ZM153 192V191H151ZM157 192V191H156ZM165 192V191H164ZM204 192V191H203ZM214 192V189H213ZM239 192V191H238ZM262 192V191H261ZM260 192V193H261ZM19 193V192H18ZM131 193V192H130ZM133 193V191H132ZM136 193V192H134ZM147 193V192H146ZM180 192L179 194L182 195ZM193 193V192H192ZM201 193V192H200ZM205 193V192H204ZM203 193V194H204ZM236 193V192H235ZM254 193V192H252ZM259 193V192H257ZM264 193V192H263ZM15 194V193H14ZM14 194L12 195L14 197ZM21 194V193H20ZM28 194V193H27ZM26 194V195H27ZM32 194V193H30ZM29 194V195H30ZM128 194V192H127ZM155 194V192H154ZM159 194V192H157L155 195ZM162 194V193H161ZM160 194V195H161ZM178 194V195H179ZM184 194V193H183ZM188 193H186L187 195ZM216 194V193H215ZM214 194V196H215ZM251 194V193H250ZM256 194V193H255ZM16 195V194H15ZM28 195V196H29ZM76 195V194H75ZM124 195V194H123ZM130 195V194H129ZM145 195V193H144ZM143 195V196H144ZM154 195V196H155ZM163 195H165L163 193ZM163 195L160 196L161 198H163ZM205 195V194H204ZM232 195V194H231ZM22 196V195H21ZM74 196V195H73ZM126 194L123 196V200H125L126 198ZM151 196V193L150 195ZM159 196V195H158ZM157 196V198H158ZM167 196V195H166ZM175 196V194H174ZM184 196V195H182ZM189 196V194H188ZM208 196V194H207ZM212 196V197H214ZM217 196V195H216ZM227 196V195H226ZM235 196V195H234ZM233 197L232 200H236L235 197ZM249 196V195H248ZM261 196L262 193H261ZM17 197V196H16ZM23 197V196H22ZM34 197V196H33ZM128 197V196H127ZM131 197V195L129 196ZM134 197V196H132ZM139 197V196H138ZM141 197V196H140ZM153 197V196H152ZM169 198V196H167ZM228 197V196H227ZM230 197V196H229ZM246 196H242V200L245 199ZM257 196H253L250 197L248 199H245L244 201L238 202L239 205L241 206H250V205H256L258 198H256ZM6 198V197H5ZM20 198V197H19ZM111 198V199H112ZM121 198V197H120ZM118 197V199H120ZM135 198V197H134ZM165 198V197H164ZM168 198H165V200L167 201ZM182 198V197H181ZM186 198V197H185ZM202 198V196H201ZM216 198V197H214ZM214 198H213V202H214ZM13 199V198H12ZM18 199V198H17ZM33 199V198H32ZM115 199V200H118ZM130 199V198H129ZM132 199V198H131ZM136 199V198H135ZM149 199V198H148ZM152 198H150L151 200ZM156 199V198H153ZM188 199V198H187ZM198 199H200V197H198ZM212 199V198H211ZM220 199V198H218ZM216 199V200H218ZM223 199V198H222ZM229 199V198H228ZM256 199V201H255ZM9 200V199H8ZM21 200V199H20ZM122 200V199H121ZM122 200V201H123ZM147 200V199H146ZM160 201H162L161 199H159ZM157 200V201H159ZM164 200V199H163ZM170 200V199H168ZM173 201V199H171ZM191 199H189L188 201H190ZM193 200V199H192ZM225 200V199H224ZM15 201V200H14ZM17 201V200H16ZM15 201V202H16ZM19 201V200H18ZM23 201V200H22ZM27 201V200H26ZM126 201V200H125ZM140 201V200H139ZM155 201V200H153ZM152 201V202H153ZM159 201V202H160ZM170 201V203L172 202ZM178 201V200H177ZM180 201V200H179ZM183 201V200H182ZM180 201V202H182ZM185 201V200H184ZM187 201V200H186ZM194 202L197 201L193 200ZM201 201V200H200ZM211 201V200H210ZM223 201V200H221ZM260 201V200H259ZM9 202V201H8ZM31 202V201H30ZM118 202V201H117ZM130 202V201H129ZM142 202V201H140ZM144 202V201H143ZM158 202V203H159ZM191 202V201H190ZM193 202V204H194ZM202 202V201H201ZM219 202V201H218ZM224 202V201H223ZM20 203V202H19ZM108 203V202H106ZM110 203V202H109ZM112 203V202H111ZM114 203V202H113ZM120 203V200L119 202ZM133 203V202H132ZM146 203V202H145ZM144 203V204H145ZM154 203V202H153ZM157 203V202H155ZM154 203V204H155ZM168 203V201H167ZM169 203V204H170ZM179 203V202H178ZM186 203V202H185ZM197 203V202H196ZM212 203V202H211ZM211 203L209 205H211ZM221 203V202H220ZM227 203V202H226ZM236 203V202H235ZM260 203V202H259ZM3 204V203H2ZM9 204V203H8ZM7 204V205H8ZM14 204V203H13ZM32 204V203H31ZM38 204V203H37ZM135 204V202L133 203ZM132 204V205H133ZM141 204V203H140ZM150 204V203H149ZM162 204V203H161ZM164 205H167L165 201H163ZM162 204V206H163ZM205 204V203H203ZM215 204V203H214ZM4 205H6L4 203ZM27 205H30L29 203V198L27 201ZM108 205V204H106ZM121 205H123L121 203ZM131 205V206H132ZM148 205V204H147ZM160 205V203H159ZM181 205V204H180ZM179 205V206H180ZM186 205V204H184ZM234 205V204H232ZM231 205V206H232ZM258 205V204H257ZM20 206V205H19ZM31 206V205H30ZM39 206V205H38ZM130 206V205H129ZM130 206V208H131ZM134 206V205H133ZM140 206V205H139ZM142 206V204H141ZM187 206V205H186ZM189 206V205H188ZM215 206V205H214ZM214 206L212 208H214ZM235 206V205H234ZM6 207V206H5ZM8 207V206H7ZM70 207V208H69ZM107 207V206H106ZM145 207V206H144ZM147 207V206H146ZM152 207V205H151ZM172 207V205H171ZM170 207V208H171ZM181 207V206H180ZM193 207V206H191ZM196 207V205H195ZM200 207H203L202 205ZM207 207V206H206ZM206 207L204 209H206ZM209 207V206H208ZM207 207V208H208ZM226 207V206H224ZM264 207V206H262ZM64 208V207H62ZM64 208V209H65ZM105 208V207H104ZM103 208V209H104ZM121 208V207H120ZM130 208L128 210H130ZM137 205L135 204V209L137 210ZM140 208V207H139ZM168 208V207H167ZM168 208V209H170ZM190 208V207H189ZM212 208L210 210H212ZM242 208V207H241ZM253 208V207H252ZM257 208V207H256ZM159 209V208H158ZM174 209V208H172ZM170 209V210H172ZM199 209V207L197 208ZM201 209V208H200ZM204 209L202 208V210L204 211ZM217 209V208H215ZM214 209V210H215ZM225 209V208H224ZM127 210V212H128ZM133 210V209H132ZM139 210V209H138ZM141 210V209H140ZM139 210V211H140ZM157 210V209H156ZM163 210V209H161ZM178 210V209H177ZM184 210V209H183ZM209 210V211H210ZM220 210V209H219ZM169 211V210H167ZM187 211V210H186ZM203 211H197L196 215L194 217H190L191 219H189V223H185V224H181L179 221H181L179 219V221H177L179 224H174L171 223L173 225L172 229L170 230V232L168 233V237L166 234V238H162V239H166L164 240V243H166L167 245H174V243L177 241V237L178 235L185 231L186 234L188 236H192L195 233H198L200 235V238H197L201 240V243H203L205 245L206 242H208L209 238H210V234L208 233V228L211 227L212 230H215L217 232H219V234L221 235V223L220 221H218L216 218L219 217H212L213 214H209L207 216V214H204ZM207 211V210H205ZM222 211V210H220ZM226 211V210H225ZM229 211V210H228ZM232 211L234 212V210L232 209ZM34 214L28 213V214H14V213H6L3 211H0V236H3L5 238L8 239L9 242H11L9 240V238L11 237H17L20 238V243H18L19 245L16 247L10 246L8 248V250L6 251L7 253L3 255V257H6L8 259L14 257L17 260H22L23 258L28 257V250L30 248V246H32L33 244L35 245L37 243L38 245V241H40L41 237L50 232L55 230V224L50 223L48 221V217L43 214L42 212L40 213L38 210H34ZM57 211H55L56 213ZM125 212V211H124ZM126 212V213H127ZM143 212V211H142ZM162 212V211H161ZM182 212V209L181 211ZM237 212V210H236ZM244 213L247 212L243 211ZM102 213V214H101ZM133 212H131V215ZM138 213V212H137ZM168 213V212H167ZM178 213V211H177ZM220 213V212H219ZM221 216V214H219ZM228 213V212H226ZM249 213V212H248ZM256 213V212H255ZM258 213V212H257ZM250 214L247 215L245 217H243L241 219L240 217V221L236 224H232L233 226L226 225L228 226V231L229 234L231 236L232 239H239V241L241 242L242 245V250L244 252V255L247 256L250 253L249 247L252 243H258L260 241H264V214L263 215H259V214ZM264 213V210H263ZM49 214V213H48ZM149 214V213H148ZM162 214V213H161ZM187 214V213H186ZM191 214H195L194 212ZM261 214V213H260ZM120 215V216H119ZM152 215V214H151ZM159 215V214H158ZM165 215V214H164ZM171 215V213H170ZM224 215V213H223ZM245 215V214H244ZM51 216V215H50ZM49 216V217H50ZM140 216V215H139ZM163 216V215H161ZM166 216V215H165ZM164 216V217H165ZM193 216V215H192ZM216 216V215H213ZM239 216V214H238ZM141 217V216H140ZM138 217V221L143 222L144 221V217ZM159 217V216H156ZM183 217V216H182ZM186 217V216H185ZM88 218V219H85ZM148 218V217H147ZM237 219V217H235ZM85 219V220H84ZM149 219V218H148ZM158 219V218H157ZM227 219V218H226ZM61 220V219H60ZM134 220H136V218H134ZM154 220L153 216H152V221ZM163 220V218H162ZM168 220V219H167ZM185 220V218H184ZM220 220V218H219ZM223 220V219H222ZM238 220V219H237ZM150 221V219H149ZM161 221V220H160ZM173 221V220H171ZM183 221V219H182ZM231 221V219H230ZM52 222V221H51ZM154 222V221H153ZM156 222V221H155ZM162 222V221H161ZM186 222V221H185ZM223 222V221H221ZM225 222V221H224ZM234 222V220H233ZM27 225H26V224ZM57 223V222H56ZM157 223V222H156ZM165 223V222H164ZM162 223V224H164ZM176 223V222H175ZM226 223V222H225ZM58 224V223H57ZM62 224V223H61ZM155 224V223H153ZM158 224V223H157ZM161 224V223H160ZM166 224V223H165ZM164 224V225H165ZM169 224V225H171ZM227 224V223H226ZM229 224V223H228ZM262 224V225H261ZM151 225V224H150ZM149 225V226H150ZM223 225H225L223 223ZM262 227H260V226ZM63 226V225H62ZM127 226V225H126ZM145 226V225H144ZM161 226V225H160ZM132 227V226H131ZM135 227V226H134ZM133 227V228H134ZM152 227V226H151ZM192 228V230H189L188 228ZM35 228V231L33 230ZM132 228V229H133ZM137 228H140L137 226ZM156 228L155 230H158V226L157 227H153ZM162 228V227H161ZM187 228V229H186ZM225 228V227H224ZM227 228V227H226ZM143 229V228H142ZM160 229V227H159ZM164 229V226H163ZM210 229V230H211ZM65 230V231H64ZM140 230V229H139ZM153 229V231H155ZM31 231L33 233H31ZM128 231V230H127ZM136 231V230H135ZM138 231V230H137ZM169 231V230H168ZM84 232V233H85ZM106 232V231H105ZM146 232V230L144 231ZM159 234L161 231H158ZM215 232V233H217ZM60 233V232H59ZM127 233V232H126ZM142 233V232H141ZM162 233V232H161ZM26 234H30L29 236H27ZM104 234V233H103ZM135 234V232H134ZM137 234L140 236L141 234H139L137 232ZM136 234V235H137ZM145 234V233H144ZM48 235V234H47ZM123 235V234H122ZM120 235V236H122ZM148 235V234H147ZM157 235V234H156ZM145 236V235H144ZM162 236V234H161ZM164 236V235H163ZM162 236V237H163ZM79 237V236H78ZM91 237V236H90ZM106 237V234L105 236ZM134 237V236H133ZM185 237V236H184ZM212 237V236H211ZM219 237V236H218ZM88 238V237H87ZM182 238V235H181ZM194 238V237H193ZM195 238V239H196ZM230 238V239H231ZM82 239V238H81ZM80 239V240H81ZM113 239V238H112ZM133 239V238H132ZM137 239V238H136ZM147 239V238H146ZM149 242L151 243V245L153 246V248L145 253L143 252L142 258L144 259V264H154L155 261H153V254L158 252V249L160 247L161 244V239L157 238L154 233L150 234L148 236ZM178 239H180V237H178ZM223 239V238H222ZM227 239V237L225 238ZM229 239V238H228ZM48 240V239H47ZM78 240V238H77ZM76 240V241H77ZM83 240V239H82ZM85 240V239H84ZM87 240V239H86ZM89 240H95L93 239H89ZM88 240V242H89ZM97 240V239H96ZM191 240V239H190ZM42 241V240H41ZM46 241V240H45ZM75 241V242H76ZM98 241V245H99V240ZM101 241V239H100ZM105 241V240H103ZM111 241V240H110ZM116 242H118L117 240H115ZM133 241V240H132ZM215 241V240H214ZM256 241V242H255ZM85 242V241H84ZM115 242V243H116ZM134 242V241H133ZM148 242V241H147ZM183 242V241H182ZM187 242V241H186ZM216 242V241H215ZM225 242V241H224ZM223 242V244H224ZM17 243V242H16ZM43 243V242H42ZM46 243V242H45ZM79 243V242H78ZM81 243V242H80ZM104 243V242H103ZM102 243V244H103ZM127 243V242H126ZM126 243H124L126 245ZM209 243V242H208ZM228 243V242H225ZM5 244V243H4ZM12 244V243H11ZM85 244V243H83ZM87 244V242H86ZM111 244V243H110ZM114 244V243H113ZM119 244V242L117 243ZM130 244V243H129ZM187 244V243H186ZM191 244V243H190ZM199 244V242L197 243ZM259 244V243H258ZM15 245V244H13ZM17 245V244H16ZM36 245V246H37ZM77 245V244H76ZM75 245V247H76ZM80 245V244H78ZM89 245V244H88ZM97 245V243H96ZM101 245V243H100ZM99 245V246H100ZM112 245V244H111ZM120 245V244H119ZM118 245V246H119ZM123 245V244H121ZM132 245V243H131ZM131 245H129L128 247L131 248ZM222 246V244H220ZM226 245V244H225ZM229 245V244H227ZM1 246V245H0ZM39 246V245H38ZM188 246V245H187ZM213 246V245H212ZM7 247V246H5ZM96 247V246H95ZM94 247V249H95ZM104 247V246H103ZM113 247V246H112ZM117 247V246H116ZM127 247V246H126ZM125 247V248H126ZM134 247V246H133ZM136 247V246H135ZM148 247V246H147ZM175 247H177L175 245ZM201 248V246H199ZM198 248H196V252L197 258H196V262L194 264H204V260L205 259H210L212 256L211 254H208L206 251H203L202 249L200 250ZM223 247V246H222ZM229 247V246H228ZM227 247V249H228ZM258 248V246H256ZM15 248V249H14ZM97 248V247H96ZM172 248V247H171ZM178 248V247H177ZM187 248V247H186ZM224 248V247H223ZM45 250V248H43ZM42 249V250H43ZM82 249V248H81ZM80 249V251H81ZM85 249V248H84ZM89 249H92L91 247ZM87 249V252L88 250ZM118 249V248H117ZM137 249V248H135ZM144 249V248H143ZM162 249V247H161ZM219 248H217L218 250ZM222 249V248H221ZM262 249V248H261ZM1 250V249H0ZM112 250V248L110 249ZM116 250V248L114 249ZM119 250V249H118ZM124 250V249H123ZM186 250V249H185ZM73 251V250H72ZM79 251V249H78ZM79 251V252H80ZM83 251V250H82ZM81 251V252H82ZM95 251V250H94ZM121 251V250H120ZM127 251V249H126ZM139 251V250H138ZM160 251V250H159ZM200 251V252H199ZM209 251V250H208ZM220 251V250H219ZM224 251V250H223ZM1 252V251H0ZM3 252V251H2ZM1 252V253H2ZM47 253V250L45 251ZM76 252V251H75ZM74 252V253H75ZM86 252V250H85ZM98 252V251H97ZM104 252V251H103ZM227 252V251H226ZM39 253L37 251V248H35V254ZM93 253V251H92ZM109 253V252H108ZM115 253V252H113ZM127 253V252H126ZM133 252H131L132 255ZM145 253V254H144ZM185 253V252H184ZM224 253V252H223ZM68 254V253H67ZM79 254V253H77ZM83 254V253H82ZM85 254V253H84ZM83 254V255H84ZM88 254V253H87ZM104 254V253H103ZM124 254V253H123ZM137 254V253H136ZM167 254V253H166ZM215 254V252H214ZM219 254V253H218ZM1 255V254H0ZM55 255V254H54ZM63 255V254H62ZM73 255V254H71ZM93 255V254H92ZM116 255V254H115ZM120 254H118L119 256ZM130 256V254H128ZM169 255V253H168ZM213 255V254H212ZM217 255V253H216ZM220 255V254H219ZM217 255V257L214 259L217 262H219V260L222 259L221 256L223 255ZM37 256L40 259V263H45L47 261L46 255L40 253L37 254ZM48 256V255H47ZM74 256V255H73ZM85 256V255H84ZM96 256V255H95ZM98 256V255H97ZM105 256V255H104ZM117 256V257H118ZM122 256V255H121ZM126 256V255H124ZM134 256V255H133ZM215 256V255H214ZM70 257V256H69ZM77 257V256H76ZM80 257V256H79ZM90 257V256H89ZM94 256H92L91 258H93ZM100 259V256H98ZM102 257V256H101ZM108 257V256H107ZM132 257V256H131ZM131 257H129L131 259ZM181 257V256H180ZM243 257V255L241 256ZM52 258V257H51ZM65 258V257H64ZM71 258V257H70ZM75 258V257H73ZM97 258V257H96ZM104 258V257H102ZM171 258V257H170ZM169 258V259H170ZM174 258V257H173ZM184 258V257H183ZM13 259V258H12ZM30 259V258H29ZM68 259V258H65ZM90 259V258H89ZM97 259L95 262V264H110L109 261L108 263L103 262L101 260ZM113 259V258H110ZM118 259V258H116ZM123 259V260H121ZM118 263L119 264H131V260L130 259H125L121 258ZM213 259V258H212ZM211 259V260H212ZM235 259V258H234ZM256 259V258H255ZM261 259V258H259ZM258 259V262H259ZM24 260V259H23ZM28 260V259H27ZM49 261V259H47ZM78 260V259H77ZM84 260V259H83ZM109 260V259H108ZM137 260V259H136ZM140 260V259H139ZM159 260V259H158ZM210 260V261H211ZM45 261V262H44ZM59 261V260H58ZM70 261V260H69ZM75 261V260H74ZM112 261V260H110ZM116 261V260H115ZM134 261V260H132ZM177 259L174 261L173 264H180L179 262H176ZM224 261V260H223ZM246 261V260H245ZM18 262V261H17ZM21 262V261H20ZM37 262V261H36ZM55 262V261H54ZM53 262V263H54ZM57 262V261H56ZM76 262V261H75ZM78 262V261H77ZM86 262V261H84ZM140 262V261H139ZM137 262V263H139ZM191 262V261H190ZM255 262V261H253ZM51 263V262H50ZM48 263V264H50ZM89 263V262H88ZM87 263V264H88ZM158 263V262H157ZM240 263V262H239ZM36 264V263H35ZM38 264V263H37ZM47 264V263H46ZM57 264V263H54ZM59 264V263H58ZM68 264H71L68 262ZM91 264V263H90ZM141 264V263H139ZM207 264H213V263H207ZM242 264V263H241ZM244 264V263H243Z\"/></svg>",
  "mask_w": 264,
  "mask_h": 264
},
{
  "label": "rangeland",
  "instance_id": "rangeland-1",
  "mask_svg": "<svg viewBox=\"0 0 264 264\" xmlns=\"http://www.w3.org/2000/svg\"><path fill=\"white\" fill-rule=\"evenodd\" d=\"M25 1H27L26 3H25ZM29 1V2H28ZM40 1V2H39ZM39 1H37V0H24L23 2H22V0H16V1H10L11 3H9L8 2V4L7 5H5L3 2H0V10H2V11H0V19L1 20H3V21H5V22H7V21H9V19L14 15V16H17V15H21L22 13H23V4H29L26 8H28V9H32V7L33 6H35V5H38L40 8H41V10H40V12L42 13H40L41 15H42V17H43V15H45V17H41V15L39 16V18H38V20H37V23H38V25L36 26V25H33V24H29V23H27L23 28L25 29V31L23 32V30L24 29H21L19 32H18V36H23V34H27V35H29V36H32L33 38H36V42L34 43V45H32V47L34 48H30V49H28L29 50V54L31 53L32 55H38V52H37V48L39 49H41V48H43V49H41L42 50V53H41V55H42V57H44L47 61H48V64H49V66L50 67H52L54 70H56L57 72H58V74H59V79L57 80V83L55 84V86H56V88L54 89V87H52V88H49V89H51L52 90V92L51 93H49V94H47V95H45V97L47 96L48 97V100L49 101H47L48 103L45 105H41L42 103H40L38 100H40V97L42 98V97H44V94H42V93H40V92H32V94H34V100L32 101V102H34V103H29V101L27 100L26 102H22L21 101V99H22V97H26V95L25 94H23L22 96H20L19 95V98H21V99H19L18 101H21L22 103H19L18 104V106L16 107V109H18L17 110V112H19V114H20V116H23V115H25V121H24V123L26 122V123H30V124H27V125H29L28 127H27V125H26V123L23 125V126H21V127H11V128H9L8 127V129H6L4 132H3V134H2V139L3 140H5V142L7 141V143H9V142H12V143H9V144H14V146H18L19 148H17V149H22V151H26V150H28V149H37L38 147V149L37 150H43V151H47L48 150V152H53V153H57V152H59V150H60V148L62 147V151H61V154H62V158L61 159H63L62 160V163L63 162H65V163H69V164H72V163H77V162H79L80 161V163H78L79 165L77 166V173L78 174H80L79 175V178H80V181H81V184H82V186L79 188V189H77V191L73 194V193H70L69 194V196H68V199H67V202L70 200L72 203H71V205L70 206H72V205H74L75 204V202L77 201V199H79L80 198V196L82 195V194H80V193H83L84 192V189L88 186V184L91 182V180H92V176L94 175V171L95 172H98V170H97V166H95V167H92V169H90V170H86V168L87 167H85V166H90L91 167V165H89V164H82V162H81V160H80V158H79V156H77L76 157V155L74 156V154L75 153H71V151L68 149V147H75L76 145L78 146V145H80L81 143H83V138L85 137V136H88L89 135V133H90V135H94V138H99L101 135V137H103V136H106V137H108L107 139H103V140H105L106 142L105 143H102V146L101 147H104L105 146V144H106V146L108 145H111L112 143H114L115 141H118V137H115L114 135H110L109 133L111 132V133H113V131L115 130V129H117L118 128V126L119 127H121L122 125H125V123H121V119H120V117H121V110L123 109V107H121V106H123V105H127V103L129 104L131 101H129L130 99H132V97H134V96H136V95H142L143 94V86H144V81H142V80H137V78H132V80H131V78H129V80H126V81H122V83L121 84H117L114 88H112V90L111 91H109V90H107L106 91V89H104V91H102V89H100L99 90V86H95L96 84H93V83H87V82H84L85 83V85H83L84 83L83 82H81L80 83V78H79V76H78V71H80L81 69H83V68H89V69H91V70H89L88 68V70H89V72L92 74V72H94L93 74H95V71L93 70V68L91 67V64L93 63V60H91V57L89 58V57H86V56H84V54H79V53H81V51L80 50H78L79 52H76V50H75V48H74V42H77V44L79 43V45L81 44V43H83V40L84 39H86L87 38V40L89 41V42H91L92 43V48L93 47H95V48H91L90 50H92L91 51V53H93V56L92 57H96V56H98V57H96V59L98 60H105L106 59V57L108 56V55H106V56H103V55H105V51L103 50V48H102V46H101V44H99L100 42L97 40V38L96 37H98V30H99V22H98V20H96V19H94V18H91L90 16H88V15H83V14H79V18L77 19V20H79L78 22L75 20V19H73L72 21H71V25L73 26L72 27V29L70 30V31H68V33L66 32V31H64V30H61L62 29V27H63V22H61L62 21V14H64L63 12H65V7H66V5H67V3H68V1H66V0H51L54 4H52V2H50L49 0H39ZM87 1L89 2V3H87ZM96 1H98V0H83V2H85V4H88V5H90V7L92 6L93 8H95V9H97V12H104L103 11V9H102V4H101V2H96ZM204 1L206 2H208L207 4H209L211 7L208 9V10H201V15L199 16V19H198V21L195 23V25H194V28H196L195 29V34H194V37H193V40H195L194 42H199V41H202V42H205V44H206V46H207V50H208V53L210 54V57L212 58V60L214 61V63H215V66L216 67H218L221 71H217L216 73L214 72V73H212V74H210L209 75V79L211 80V82H212V89L211 88H209L206 92H204V93H202V94H200L199 95V97L196 99V102L195 103H197V104H195L194 103V106H193V108H191L190 110H192V111H199L201 108H202V106H205V105H207L208 104V100L211 102V99H212V101H213V99H215L214 97L216 96V93L217 92H219V86L221 85V84H226V86L228 87L227 88V94L229 95V96H231V99L229 98H225V99H223V100H221V102L219 101V104H218V102L216 103V105H218L216 108H213V109H211V110H208L207 109V112H206V115L208 114V115H210V114H212L213 112H215L216 111V109H218V108H221V107H223V108H229V106H230V108H231V106L234 104V102H235V100H237V98H238V96H239V91L240 90H238L239 89V87L240 88H244L245 86H247V85H250V84H252V83H254V81L255 80H258L259 79V77H261L263 74H262V72H264V56L262 55L259 59H257V62L256 63H258L259 64V70L261 71L262 70V72H260L259 70H257L258 71V73L256 74V75H251V77L250 78H248V77H246L247 79H243V80H241L242 79V77H244V75L247 73V68H246V66H244V67H242L243 69H232V70H226V69H221L222 68V66L224 65V62H225V60H227L228 59V56H229V54H230V50H231V48L232 47H234L236 44H237V40L238 39H235V38H237L236 36H233V30L235 29V28H237V27H239V26H247V27H250L251 26V19H250V11H251V9L253 8V6L255 5V4H258V2L260 3H262L263 1L262 0H247V1H245V0H230L229 2H227L226 4H223V3H219L217 0H199L198 1V6L199 7H201L202 6V3L204 4ZM235 1V2H234ZM249 1V2H248ZM255 1H257V2H255ZM16 2V3H15ZM49 2V3H48ZM202 2V3H201ZM211 2V3H210ZM217 2V3H216ZM242 2V3H241ZM252 4H251V3ZM3 3V4H2ZM13 3V4H12ZM15 3V4H14ZM41 3H44V5L43 4H41ZM200 3V4H199ZM213 3V4H212ZM240 3V4H239ZM249 5H248V4ZM20 6H19V5ZM51 4V5H50ZM215 4V5H214ZM216 4H217V6H216ZM46 5V6H45ZM49 7H48V6ZM56 5V6H55ZM98 5H100L99 7H97ZM213 5H214V7H213ZM248 5V6H247ZM8 6V7H7ZM46 7V9H44L45 7ZM58 6V7H57ZM96 6V7H95ZM229 6V7H228ZM5 7V8H4ZM19 7V8H18ZM52 7V8H51ZM54 7V8H53ZM52 10H51V9ZM56 8V9H55ZM59 8H62L63 10H61V9H59ZM217 8H218V10H217ZM246 8V9H245ZM5 9V10H4ZM17 9H19V10H17ZM49 9V10H48ZM99 9H101V10H99ZM210 9H211V11H210ZM13 10H15V11H13ZM45 10V11H44ZM245 10H247V11H245ZM13 11V12H12ZM19 11V12H18ZM56 11H58V12H55ZM209 11V12H208ZM217 11H219V12H217ZM242 11V12H241ZM249 11V12H248ZM47 12V13H46ZM61 12H62V14H61ZM207 12V13H206ZM14 13V14H13ZM53 14L52 16L50 15V14ZM212 13V14H211ZM220 14V15H218V14ZM240 13H241V15H240ZM2 14V15H1ZM11 14V15H10ZM102 14V13H101ZM206 15V17H205V15ZM247 14V15H246ZM48 15V16H47ZM104 15V14H103ZM209 15H211V17L209 16ZM61 16V17H60ZM208 16V17H207ZM234 16H236V17H234ZM242 16V17H241ZM90 17V19L88 20V18ZM201 17V18H200ZM241 19H240V18ZM48 18V19H47ZM87 18V19H86ZM212 20H211V19ZM219 18H220V20H219ZM234 18H235V20H234ZM239 18V19H238ZM247 18V19H246ZM43 19V20H42ZM46 19V20H45ZM200 19H201V21H203L202 23H201V21H200ZM206 19V20H205ZM218 19V20H217ZM238 19V20H237ZM50 20H52V21H50ZM59 21V22H56V21ZM90 21L89 23H88V21ZM92 20V21H91ZM224 20V21H223ZM232 20V21H231ZM241 20H242V22H243V20H244V22L242 23L241 22ZM42 21V22H41ZM48 21V22H47ZM50 21V22H49ZM87 21V22H86ZM208 21V22H207ZM220 21V22H219ZM226 21V22H225ZM234 21H235V23H234ZM208 23V25L206 24V23ZM224 22V23H223ZM231 24H230V23ZM249 22V23H248ZM42 23H44V24H42ZM54 23L56 24V25H54ZM58 23V24H57ZM62 23V24H61ZM80 25H79V24ZM94 23V24H93ZM228 23H229V25H228ZM248 23V24H247ZM40 24H42L43 25V27H42V25H40ZM48 24V25H47ZM50 24V25H49ZM83 24V25H82ZM85 24H87V25H85ZM214 24V25H213ZM218 24V25H217ZM227 26H226V25ZM234 24V25H233ZM238 24V25H237ZM243 24V25H242ZM247 24V25H246ZM32 25H33V27H32ZM91 27H90V26ZM94 25V26H93ZM198 25V26H197ZM207 25V26H206ZM225 25V26H224ZM233 25V26H232ZM54 28H53V27ZM57 26V28H55ZM61 26V27H60ZM79 26L80 27H82V28H84V29H82L81 30V28H79ZM200 26V27H199ZM207 28H206V27ZM32 27V28H31ZM50 27H52L53 29H58V30H60L61 32H59L60 34L62 33H65V35L63 34H61V37H62V39H64L65 37L64 36H66V38L63 40V41H65L66 42V40L67 41H69L68 43L66 42V44H68V46L70 47V49L72 50V52H73V50H75L73 53L70 51V49H69V52H70V55H69V57L71 56L72 57V64L74 65V64H76V65H72V69H73V72L71 71V72H68L67 71V69H66V66H62L61 64L59 65V64H57V63H55V62H53V56H52V53L54 54L55 52H57L58 50L60 51V49L61 48H57V47H55L56 49H58V50H56L55 48H54V45L53 44H51V43H46L45 41H40L39 40V36L38 35H44V34H47L48 33V31H49V28ZM94 27H97V28H94ZM198 27V28H197ZM227 27V28H226ZM229 27H231V28H229ZM233 27V28H232ZM235 27V28H234ZM29 28V29H28ZM37 28V29H36ZM44 28V29H43ZM88 30H87V29ZM203 28V30H201ZM208 29V30H206V29ZM28 29V30H27ZM31 29H32V33H31ZM46 29V30H45ZM76 29V30H75ZM85 29H86V31H85ZM93 29H95V32L93 31ZM219 31H218V30ZM224 29H225V31H224ZM232 31H231V30ZM30 30V33L29 32H27V31H29ZM41 30V31H40ZM42 30H45V31H42ZM229 30V31H228ZM72 31H73V33H72ZM89 31V32H88ZM198 31H200V32H198ZM209 31H210V33H209ZM220 31H222V32H220ZM22 32H23V34H22ZM81 32V33H80ZM83 32V33H82ZM87 32V33H86ZM213 32V33H212ZM229 32V33H228ZM36 33V34H35ZM75 33H76V35L78 34V36H76L75 35ZM85 33V34H84ZM92 33V34H91ZM97 33V35H95ZM204 33V35H202ZM207 33V34H206ZM209 33V34H208ZM38 34V35H37ZM68 34V35H67ZM72 34V35H71ZM86 34L87 35H90V38H89V36H86ZM199 34V35H198ZM210 34H212L213 35V37L211 38L210 37ZM74 35V36H73ZM207 35V36H206ZM211 35V36H212ZM69 36V37H68ZM86 36V37H85ZM37 37H38V39H37ZM71 37V38H70ZM72 37H74V38H72ZM77 37V38H76ZM80 37V38H79ZM196 37H198V38H196ZM21 38V37H20ZM84 38V39H83ZM89 38V39H88ZM76 39H79V40H76ZM37 40H39V41H37ZM73 40V41H72ZM91 40H93V41H91ZM95 40V41H94ZM97 40V41H96ZM204 40V41H203ZM216 40H218V41H220V42H218V41H216ZM228 40V41H227ZM41 42H43V45H42V43ZM7 43H2L1 45H0V49H1V51L3 52V54L4 55H2V58H6V56H8L7 54H10V48H8L9 46H7L6 45ZM98 44V45H97ZM216 44H218V46H216ZM47 45V46H46ZM51 45H52V47H51ZM97 45V46H96ZM214 45V46H213ZM234 45V46H233ZM6 46H7V48H6ZM50 46V47H49ZM101 46V48H99V47ZM118 48H117V47ZM211 46V47H210ZM37 47V48H36ZM96 47H98V48H96ZM215 47V48H214ZM226 47V48H225ZM122 48V49H121ZM213 48L214 49H216V50H213ZM98 49H101V50H98ZM112 49H113V51H112ZM118 49V50H117ZM210 49V50H209ZM230 49V50H229ZM6 50V51H5ZM46 50V51H45ZM48 50H49V52H48ZM90 50H87V51H90ZM95 50V51H94ZM97 50V51H96ZM110 50L112 51V52H110ZM109 50V52H110V54H109V52L107 51V53L109 54V56L110 57H114V58H112L111 60H110V65H114V63L116 64H120L121 62H125V60L124 61H122V60H119V59H121V58H119V57H117V56H119V55H121V53L123 54L124 52H126V49L124 50V47H122V46H118V45H115V46H113L111 49ZM115 50H117L116 52H115ZM220 50H222V51H220ZM8 51V52H7ZM33 51H35V52H33ZM45 51V52H44ZM50 51H53V52H51L50 53ZM86 51V52H87ZM124 51V52H123ZM33 52V53H32ZM104 54H103V53ZM227 52V53H226ZM35 53V54H34ZM46 53V54H45ZM74 53H75V55H74ZM101 53V54H100ZM106 53V54H107ZM218 53V54H217ZM118 54V55H117ZM148 53H145V55H147ZM215 56H214V55ZM228 54V55H227ZM44 55H46V56H44ZM51 55V56H50ZM79 55H81V57L79 56ZM95 55V56H94ZM113 55V56H112ZM115 55V56H114ZM84 58H83V57ZM214 56V57H213ZM50 57H52V58H50ZM70 57V58H71ZM75 57V58H74ZM86 57V58H85ZM150 57H151V55H150ZM222 57H224V58H222ZM48 58H50V60L48 59ZM77 58V59H76ZM103 58V59H102ZM216 58V59H215ZM4 59H2L3 61H4ZM52 59V60H51ZM78 59H80L81 61H79ZM83 59V60H82ZM115 61H114V60ZM220 61H219V60ZM52 61V62H51ZM82 61H84V62H86L87 61V63H85V65H84V62H82ZM121 61V62H120ZM222 61V62H221ZM51 62V63H50ZM78 62V63H77ZM81 62H82V64H81ZM88 63H89V65H88ZM197 63V64H196ZM261 63V64H260ZM199 64V65H198ZM82 65V66H81ZM183 66V67H181V66ZM194 66L193 67H196L197 69H199L198 71H202V69H203V66H202V64L200 63V62H194V64H193ZM30 66H32L31 64L29 65V68H28V66L26 65L25 67H22V66H20L19 67V69H18V71L20 72V75L21 76H23V78H24V76H26V74H32V72H35V71H37L35 68H36V65H35V67H34V65L32 66V67H34V68H32V67H30ZM75 66H76V68H75ZM85 66H87V67H85ZM129 71H131L130 73H132V71L133 72H136V71H141V69H142V67L141 66H139V65H136V64H129ZM134 66V67H133ZM137 66H138V68H137ZM187 67V68H189L186 64H177L176 65V67H175V70H176V72L181 76V77H183V78H187L188 77V74L189 73H187L186 74V72H189L190 71V68L189 69H186L185 67ZM180 67V68H179ZM27 68V69H26ZM133 68V69H132ZM186 69L187 71H185L184 69ZM23 70V73H21L22 72V70ZM75 69V70H74ZM79 69V70H78ZM179 69H181L180 71H179ZM183 69V70H182ZM24 70H26V71H24ZM29 70H30V72H29ZM33 70H35V71H33ZM78 70V71H77ZM189 70V71H188ZM223 70V71H222ZM226 70V71H225ZM244 70V71H243ZM28 71V72H27ZM183 71V72H182ZM221 72H222V74H221ZM234 72V73H233ZM242 72H243V74H242ZM70 73V74H69ZM74 73V74H73ZM183 73V74H182ZM226 73H229L228 75L226 74ZM232 73V74H231ZM92 74V75H93ZM224 74V75H223ZM234 74H236V75H234ZM260 74V75H259ZM71 75H73L74 77H76V78H74L73 76H71ZM213 75V76H212ZM219 75V76H218ZM227 75V76H226ZM67 78H66V77ZM61 77V78H60ZM69 77H71L70 79H69ZM235 77V78H234ZM253 77V78H252ZM64 78V79H63ZM77 78H79L78 79V81H77ZM63 79V80H62ZM69 79V80H68ZM219 79V80H218ZM230 79V80H229ZM137 82H136V81ZM220 81V82H218V81ZM224 80V81H223ZM229 80V81H228ZM239 80V81H238ZM244 80H246V82L244 81ZM253 80V81H252ZM68 81V82H67ZM70 81V82H69ZM72 81V82H71ZM75 81V82H74ZM77 81V82H76ZM132 81V82H131ZM135 81V82H134ZM223 81V82H222ZM60 82H62L63 83V85H62V83H60ZM75 84H74V83ZM79 82V83H78ZM216 84H215V83ZM250 82V83H249ZM66 84V86H65V84ZM69 83V84H68ZM123 83H124V85H123ZM126 83V84H125ZM132 85H131V84ZM231 83V84H230ZM237 84L238 83V88L235 90V93H232L231 91H232V87L235 85V84ZM79 84V85H78ZM219 86H218V85ZM229 84V85H228ZM246 84V85H245ZM52 85V84H51ZM70 85H72V86H70ZM91 85V86H90ZM242 85H244V86H242ZM60 87V88H62V89H60V88H58V87ZM63 86V87H62ZM68 86V87H67ZM75 86V87H74ZM87 86V87H86ZM122 86H124V87H122ZM140 86V87H139ZM230 86H231V91L230 90H228L229 88H230ZM79 87V88H78ZM83 87H85V88H83ZM92 87V90H89L90 88ZM95 87V88H94ZM133 87V90H132V93H130V90L129 89H131ZM139 87V88H138ZM74 88V89H73ZM98 88V89H97ZM119 88V89H118ZM135 88V89H134ZM218 88V89H217ZM24 89V88H23ZM57 89V91H55ZM60 89V90H59ZM70 89L72 90V91H70ZM81 89H82V91H81ZM124 91H123V90ZM217 89V90H216ZM25 90V89H24ZM24 90H23V92H24ZM54 90V91H53ZM74 90H75V92H74ZM99 92H98V91ZM114 90V91H113ZM65 91H67V92H65ZM105 91H106V93H105ZM214 91H215V94H214ZM58 93L59 94V96H58V100L57 99H52L51 97H52V93ZM65 92V93H64ZM77 92V93H76ZM81 92V93H80ZM88 92V93H87ZM124 93V95H123V93ZM128 92H129V94H128ZM208 92V93H207ZM241 92V91H240ZM37 93H38V95H37ZM72 93H74L73 94V96H72ZM78 93H80V95L78 94ZM101 93H102V95H101ZM108 93H110V94H108ZM119 93V94H118ZM138 93H140V94H138ZM70 94H71V96H70ZM85 94V95H84ZM103 94H105V95H103ZM111 94H113L112 96H111ZM118 96H117V95ZM121 94V95H120ZM127 96H126V95ZM213 94H214V96H213ZM41 95H43V96H41ZM62 95V96H61ZM66 95V96H65ZM68 95V96H67ZM78 95V96H77ZM132 95H134V96H132ZM37 97V99H36V97ZM64 96V97H63ZM70 96V97H69ZM74 96H76V98H72V97H74ZM86 96V97H85ZM90 97V98H88V97ZM107 96V97H106ZM114 96V97H113ZM115 96H117V97H115ZM120 96V97H119ZM128 96H129V98H128ZM203 96V97H202ZM208 98V99H206V97ZM233 96V97H232ZM235 96V97H234ZM24 97V98H25ZM61 97V98H60ZM62 97H63V99H62ZM67 97V98H66ZM84 97H85V99H84ZM94 97V98H93ZM126 97V98H125ZM201 97V98H200ZM70 98H72V99H70ZM81 98H83V100L81 99ZM87 98V99H86ZM93 100H92V99ZM106 98H107V100H106ZM108 98H110L111 100H109ZM112 98H114L113 100H112ZM120 98V99H119ZM200 98V99H199ZM209 98H211V99H209ZM36 99V100H35ZM62 102H61V101ZM63 100H68L67 102L66 101H64L63 102ZM72 100V101H71ZM75 100V101H74ZM82 102H80V101ZM126 100V101H125ZM128 100V101H127ZM154 100V101H153ZM153 100L151 101L152 103H151V106H152V108H153V111H150V115H149V117L150 118H154V115L156 116V115H167V116H169V115H171V117H172V119H181L182 118V115H183V113H185V112H187V111H185L184 109H181L182 107H177V108H174V106L173 107H169V105L167 104V102H165V101H163V100H161V99H158V98H153ZM41 101V100H40ZM56 101V102H55ZM84 101V102H83ZM107 101V102H106ZM120 101H121V103H120ZM163 101V102H162ZM223 101V102H222ZM35 102H36V104H35ZM58 102H60V103H63V104H60V103H58ZM101 102H104L105 103V105L107 106V107H109V108H105V105H104V103H101ZM111 102H115V103H113V105H112V103ZM160 102V103H159ZM202 102H204V103H202ZM207 102V103H206ZM39 103H40V105H39ZM56 103H58V104H56ZM66 103H67V105H66ZM70 103V104H69ZM84 103V104H83ZM93 103V104H92ZM117 103L119 104V105H117ZM163 103V104H162ZM201 103V104H200ZM30 104V105H29ZM67 106V109H66V107H65V105ZM98 104V105H97ZM103 104V105H102ZM107 104H109V105H107ZM112 106H111V105ZM123 104V105H122ZM22 105V106H21ZM26 106V107H24V106ZM33 105V106H32ZM91 105H93V106H91ZM95 105H97V106H95ZM143 105L145 106V104L143 103ZM165 105V106H164ZM228 105V106H227ZM36 106V107H35ZM54 106V107H53ZM63 106V107H62ZM99 106V107H98ZM102 106V107H101ZM116 106V107H115ZM143 106V107H144ZM157 106V107H156ZM19 107V108H18ZM22 107V108H21ZM30 107H33V109L32 108H30ZM40 107V108H39ZM42 107V108H41ZM46 107H47V111H46ZM60 109H59V108ZM87 107H89V108H87ZM93 107V108H92ZM98 107V108H97ZM101 107V108H100ZM156 107V108H155ZM166 107H169V108H166ZM199 107H201V108H199ZM29 108L31 109V111H33V112H31V114L29 113L30 112V110H29ZM45 108V109H44ZM55 108V109H54ZM63 108H64V110H63ZM105 108V109H104ZM119 108V109H118ZM174 108V109H173ZM39 111H38V110ZM43 109V110H42ZM93 109V110H92ZM104 110V111H102V110ZM166 109H167V111H166ZM23 110V111H22ZM44 110H45V112H44ZM57 110V111H56ZM60 110H61V112H60ZM97 110V111H96ZM112 111V113H111V111ZM115 110H116V112H115ZM119 112H118V111ZM157 110H158V112H157ZM181 110V111H180ZM41 111V112H40ZM48 111H49V113H48ZM101 111V112H100ZM166 111V112H165ZM173 113H172V112ZM189 111V110H188ZM208 111H210V112H208ZM260 111V112H259ZM258 111V113L259 114H261V115H264V108L263 109H261V110H259ZM51 112V113H50ZM54 112V113H53ZM96 112V113H95ZM104 112V113H103ZM114 112V113H113ZM152 112V113H151ZM28 113V114H27ZM40 113H42V114H40ZM53 113V114H52ZM109 113H110V115H109ZM118 113H119V116H118ZM171 113V114H170ZM174 113H177L176 115L174 114ZM1 114V113H0ZM101 114V115H100ZM107 116H105V115ZM174 114V115H173ZM31 117H30V116ZM48 115V116H47ZM52 115V116H51ZM100 115V116H99ZM103 115V116H102ZM174 116V118H173V116ZM27 116V117H26ZM30 117V119H28L29 121H27L26 120V118H29ZM46 116H47V118H46ZM114 116H115V118H114ZM38 117V118H37ZM50 117V118H49ZM208 117L209 116H205L204 117V119H203V121L201 122V123H205L207 120H208ZM250 115H247L246 117H243V119L244 120H246V119H249V121H250V123H248L249 124V128H251V129H249L246 133H245V136H244V138H243V141H242V144L244 143V145H241V149H238L235 145H233L232 143H229V144H227L226 146H224V147H222V148H220V149H218L219 151H217V154H216V157L214 158V159H212L210 162H208V165L205 167V168H203L202 169V171H200V181H201V187H197V181L199 180H191V181H189L188 182V190L187 191H182V193H181V190H179L180 188H179V184H178V181H179V178H180V176H182L183 175V173L182 172H180V165H178V164H180V162H179V159H169L168 161H164V162H160V161H157L156 163H155V166H153L154 167V169H151V168H153V167H149V168H143L142 169V172H141V168L139 169V170H135V172L133 171L132 172V170H131V160L129 159V161L125 164V166L124 167H126L127 166V169L126 168H124V171H123V173L120 175V177H118V181H117V183H120V184H117L116 183V187H117V189H118V191L120 192V195L118 196L120 199H118V197H115V198H110V201L109 200H107L106 202H108V203H104L103 204V208H102V213H105V217L103 218V220H106V214H107V209H108V206H109V204H113L116 208H118L119 210H117V211H120L121 209H122V207L123 206H125V209L126 210H123V212H121V215H122V217L123 218H127L128 220H127V223H126V225H125V227H124V229L123 230H125V232L123 231L122 233H120V234H118V236H116V237H112V236H110L109 234H107V230L105 229V228H103V230H102V233H99V232H97V230H95V229H93V228H90V229H88L87 231H90L88 234H86V230L85 229H82V231H81V229L77 226L76 227V229H77V232L74 234V243H73V245H72V247H70L69 249H67L65 252H62V254L60 253V255L59 254H56V253H51V255L48 253V248L53 244V242L54 243H57V239L56 238H59L60 237V234H61V236L64 234V233H61V231H63V230H60V225H61V228H65L66 226L64 225V223H67V225L69 224V221H65L66 220V218L67 217H69V211H68V208L66 209L65 208V205H66V203L62 206V207H64V208H57V209H55V210H52L51 208H49V207H46V206H44L43 204H42V202L41 201H39V202H32V200H35L36 199V196H39L38 194H40L41 193V180L40 179H38V177H36V175L32 172V171H29V170H27L26 172H25V169H23V166L21 165V163L20 162H18V159H16V162H17V164L15 163V164H10L11 166H10V169H11V173H10V171H8V173H10L11 175H12V177H13V181L15 180V179H17L18 178V180L20 181V183L21 184H19V186L17 187V189L15 190V191H7V193H4V197H2V199L0 200V211H3V212H6V213H14V214H28V213H35L34 212V210H38L40 213L42 212L43 214H45L47 217H48V221L50 222V223H53V224H55V230H53V231H50V232H48L46 235H45V238H44V236L43 237H41V239H40V241H38V245H37V243L34 245H32V246H30V248H29V250H28V257H26V258H23L22 260H17L16 258H14V257H12V258H10V259H8V258H6V257H3V255L4 254H6L7 252V250H8V248L10 247V246H13V247H16V246H18L19 244L18 243H20V238H17V237H11V238H9V240L11 241V242H9L8 241V239L7 238H5V237H3V236H0V251L2 252H0V264H41L40 262V259H39V257L37 256V254H40V253H42V254H44V255H46V257H48V258H46V260L45 261H47V262H45V263H42V264H48V263H50V264H54V263H59V264H68V262L69 263H71V264H87L88 262V264H95V262L94 261H96L97 259H99V257L98 256H100V259L99 260H101V261H103V262H106V263H108V261H109V263L110 264H119L118 262L119 261H121V260H123V259H121V258H124V260L126 259H130L129 257H131V264H139V263H141V264H144V259L142 258V255H143V252H145V253H147V252H149L152 248H153V246L151 245V243L149 242V239H148V236L150 235V234H152V233H154V235L157 237V238H159V239H161L160 241H161V244H160V247H159V249H158V252L157 253H154L153 254V261H155L154 262V264H173L174 263V261L177 259V261L176 262H179L180 264H194L196 261V258H197V253L196 252H194V251H196V248H198L199 246H201V248L199 247V249L201 250H203V251H206L208 254H211V258L208 260V259H205L203 262H204V264H207V263H213V264H264V241H260V242H258V243H252L251 245H250V247H249V250H250V253L247 255V256H245L244 255V252H243V250H242V245H241V242L239 241V239H232L231 238V236H230V234H229V231H228V228L230 227V226H233L234 224H236V223H238L243 217H245V216H247V215H250V214H256L257 212V214H259V215H263L264 213H263V210H264V207H262V206H264V167H262V165H264V160H262V158L264 159V134H256V135H253L252 134V128H254V126H255V124H251V122H252V120H250ZM31 118H33L32 119V121H31ZM44 118V119H43ZM108 118H112L113 119V121H112V123L111 122H109L107 119ZM36 119L39 121V120H44V122H38V121H36ZM101 119H104V120H101ZM107 121H106V120ZM115 119V120H114ZM45 121H46V123H45ZM103 123H105V124H103ZM35 122V123H34ZM36 122H37V124L38 125H40V128L37 126V124H36ZM81 123H82V126H81ZM87 123V124H86ZM92 123H93V125H92ZM108 123H110L109 125H108ZM43 124V126H45L44 127V129L42 128L43 126H41ZM61 124V125H60ZM86 124V125H85ZM251 124V125H250ZM31 125V126H30ZM84 125L86 126V127H84ZM37 126V127H36ZM78 126H80L79 128L80 129H78L77 127ZM88 126V127H87ZM258 126V125H257ZM58 127H60V128H58ZM66 127V128H65ZM84 127V128H83ZM115 127H117V128H115ZM153 127H154V125H153ZM182 127V128H181ZM27 128V129H26ZM33 130V131H31V129ZM39 128V129H38ZM58 128V129H57ZM65 128V129H64ZM93 128H95L96 129V131H95V129H93ZM114 128V129H113ZM186 127L184 126H172V127H168V128H166L165 126H161V127H159L158 129H157V127H156V129H153V130H151L150 132V134L151 135H155L156 136V134H160V133H162V132H168V131H174V132H177V131H179L180 129L181 130H184ZM26 129V130H25ZM30 129V130H29ZM40 129H41V131H40ZM66 129H67V131H66ZM72 129H73V131H72ZM82 129H84V130H82ZM89 129H91V130H89ZM21 130H23V131H21ZM61 130H63V131H61ZM79 130V131H78ZM82 132H81V131ZM157 130V131H156ZM225 133L226 132H228L229 131V129L228 128H226L225 127ZM10 131V132H9ZM19 131V132H18ZM27 131V132H26ZM39 133H38V132ZM93 133H92V132ZM110 131V132H109ZM42 132V133H41ZM44 132V133H43ZM47 134H46V133ZM74 132V133H73ZM78 132V133H77ZM85 132V133H84ZM8 133H10V134H8ZM14 133V134H13ZM18 133H20L19 135H18ZM22 133H23V135H24V137L22 136ZM33 133L35 134V135H33ZM36 133H38V135L40 134V136L38 137V135L36 134ZM83 133V134H82ZM92 133V134H91ZM108 133V134H107ZM154 133V134H153ZM52 134V135H51ZM71 134L73 135V136H71ZM27 135V136H26ZM41 135H44L43 137L41 136ZM45 135H46V137H45ZM54 135H55V137H54ZM61 135V136H60ZM75 135V136H74ZM134 135H136V134H134ZM20 136V137H19ZM47 136H49V137H47ZM70 136V137H69ZM77 136V137H76ZM110 136V137H109ZM112 136H113V138H112ZM117 136H120V135H117ZM130 136H132V135H130ZM45 137V138H44ZM58 137V138H57ZM83 137V138H82ZM115 137V138H114ZM263 137V138H262ZM11 140H10V139ZM69 138V139H68ZM72 138V139H71ZM75 140H74V139ZM79 138V139H78ZM133 137H127L126 139H132ZM262 138V139H261ZM14 140V142H13V140ZM19 139V140H18ZM26 139V140H25ZM17 140V141H16ZM29 140V141H28ZM48 140V141H47ZM57 140H59L58 142H57ZM62 140V141H61ZM64 140V141H63ZM81 140V141H80ZM20 141V142H19ZM36 141L38 142V141H40V142H38V143H36ZM54 142L55 144H53L52 142ZM173 141V140H172ZM176 141V140H175ZM262 141V142H261ZM27 142V143H26ZM48 142V143H47ZM77 142V143H76ZM177 143H178V141H176ZM255 142V143H254ZM24 144V146H21V144ZM34 143V144H33ZM70 143V144H69ZM75 143V144H74ZM22 144V145H23ZM25 144H27V145H25ZM41 144H43V145H41ZM49 144V145H48ZM62 144V145H61ZM118 144V143H117ZM34 145V146H33ZM54 145H56V146H54ZM116 145V144H115ZM172 145L173 146H175L176 145V143L173 141V143H172ZM231 145V146H230ZM232 145H233V148H232ZM247 145H249V146H247ZM26 146V147H25ZM46 146V147H45ZM52 146H54V147H52ZM21 147V148H20ZM23 147V148H22ZM29 147V148H28ZM37 147V148H36ZM248 147V148H247ZM174 148H176V146L174 147ZM230 148L232 149V150H230ZM253 149V148H255L254 149V151H255V153H256V155H257V157H256V159H249L250 160V162L251 163H249L248 161V159H244V157H245V155H247L248 154V152L249 151H251V150H249V149ZM259 148V149H258ZM50 149H52V150H50ZM69 151V152H68ZM259 151V152H258ZM262 151H263V153H262ZM247 152V153H246ZM68 154H70V155H68ZM241 154V155H240ZM260 154V155H259ZM54 155H56V154H54ZM228 156H229V158H228ZM238 158H237V157ZM74 157V158H73ZM232 157V158H231ZM260 157V158H259ZM262 157V158H261ZM70 158V159H69ZM223 158V159H222ZM236 158V159H235ZM71 159H72V161H71ZM78 159V160H77ZM261 159V160H260ZM74 160H75V162H74ZM171 160V161H170ZM177 160V161H176ZM226 160V161H225ZM77 161V162H76ZM225 161V162H224ZM71 162V163H70ZM168 162V163H167ZM256 162V163H255ZM176 163V164H175ZM255 163V164H254ZM262 165H261V164ZM162 164V165H161ZM170 164V165H169ZM172 164H173V166H172ZM246 164V165H245ZM249 164H251V165H249ZM253 164V165H252ZM158 165V166H157ZM161 165V166H160ZM167 165H169L168 167H167ZM219 165V166H218ZM256 165V166H255ZM5 166H7V165H5ZM211 166V167H210ZM245 166L246 167H248V168H245ZM253 166V167H252ZM14 167V168H13ZM81 167H83V168H81ZM90 167H88V168H90ZM171 169H170V168ZM176 168V170L175 169H173V168ZM223 167V168H222ZM230 167H232V169L234 170H232ZM262 167V168H261ZM156 168H158V171H156L157 169ZM167 168H169V170L167 169ZM210 168V169H209ZM254 168V169H253ZM13 169V170H12ZM85 169V170H84ZM147 169V170H146ZM149 169V170H148ZM166 171H165V170ZM211 169H212V171H211ZM235 169H237V170H235ZM245 169V170H244ZM250 169L251 171L249 172L248 170ZM259 169V170H258ZM261 169V170H260ZM155 170V171H154ZM160 170V171H159ZM170 171V172H168V171ZM247 170V171H246ZM253 170V171H252ZM255 170V171H254ZM93 171V172H92ZM127 171V172H126ZM129 171V172H128ZM144 171V172H143ZM172 171H174L173 173H172ZM177 171V172H176ZM238 171V172H237ZM240 171V172H239ZM243 171V172H242ZM28 172V173H27ZM224 172V173H223ZM252 174V176L249 174ZM254 172H255V174H254ZM261 174H260V173ZM137 173V174H136ZM162 173V174H161ZM175 173V174H174ZM207 173V174H206ZM240 173V174H239ZM247 173V174H246ZM126 174V175H125ZM147 175V177L145 176V175ZM149 174H150V176H149ZM151 174H152V176H151ZM160 174V176H159V178H158V176L157 175H159ZM177 174H178V176H177ZM205 176H204V175ZM223 174V175H222ZM246 174V175H245ZM17 175V176H16ZM84 175V176H83ZM122 175H124L123 177H122ZM162 175V176H161ZM163 175L166 177V180H165V178L163 177ZM209 175V176H208ZM211 175V176H210ZM16 178H15V177ZM87 176V177H86ZM156 176H157V178H156ZM170 176V177H169ZM222 176H224V178H222ZM235 176V177H234ZM237 176V177H236ZM239 176H241V177H239ZM243 176V177H242ZM24 177V178H23ZM81 177H83V178H81ZM91 177V178H90ZM145 177L147 178V179H145ZM151 177V178H150ZM175 177V178H174ZM219 177H221L222 179H224V182L222 181V179L221 178H219ZM21 178V179H20ZM36 178L39 180H36ZM86 178V179H85ZM122 178H124V179H122ZM128 178V179H127ZM141 178V179H140ZM163 178V179H162ZM244 178V179H243ZM247 178V179H246ZM123 180V182H122V180ZM127 179V180H126ZM137 179V180H136ZM154 179V180H153ZM155 179H156V181H155ZM161 179V180H160ZM212 179V180H211ZM31 180V183H29V181ZM130 180H132V181H130ZM133 180H135V182L133 181ZM150 180V181H149ZM154 182H153V181ZM160 180V181H159ZM214 180V181H213ZM241 180V181H240ZM261 180V182H259ZM26 181H28V182H26ZM38 181V182H37ZM137 181H139L138 183H137ZM165 181H168V182H166L165 183V185L163 184V182H165ZM171 181V182H170ZM228 181H232V182H234V184H235V187H236V189H235V191L232 193V192H228L227 191V189H225V185H226V183L228 182ZM263 181V182H262ZM35 182H36V185H35ZM69 182V181H68ZM143 182V183H142ZM159 182V183H158ZM40 183V184H39ZM85 183V184H84ZM88 183V184H87ZM133 183H134V185H133ZM154 183V184H153ZM160 183H162V184H160ZM168 183V184H167ZM210 183H211V185H210ZM214 183V184H213ZM253 183H255V185H254V187L255 188H253ZM30 184V186H27V185H29ZM125 184H127L126 186H125ZM130 184V185H129ZM149 184V185H148ZM156 185L157 187H158V189L159 190H161V192L157 189V187L156 186H154V188L153 187H150V185ZM166 184H167V186H166ZM175 185V187H174V185ZM223 184V185H222ZM24 185V186H23ZM34 185H35V187H34ZM73 185V186H72ZM152 185V186H153ZM163 185H164V187H168L167 188V190L165 189V188H163ZM169 185V186H168ZM242 185H246L245 187L244 186H242ZM250 185L252 186V187H250ZM260 185H262V187H263V189H262V187H260ZM84 186V187H83ZM124 188H123V187ZM129 186H131V187H129ZM34 187V188H33ZM73 187H74V183H72V181H71V183H69V188H70V190L72 191V189H73ZM151 189H150V188ZM171 187V188H170ZM174 187V188H173ZM176 187L178 188V193L176 192L177 191V189H176ZM238 187H239V190H238ZM244 188V189H242V188ZM250 187V188H249ZM19 188V189H18ZM24 189V191H23V189ZM26 188H28V190L26 189ZM135 188V189H134ZM142 190H141V189ZM146 190H145V189ZM176 190L175 191V193H174V190ZM196 188V189H195ZM221 188V189H220ZM241 188V189H240ZM251 188H253V189H251ZM257 188V189H256ZM258 188H261V189H258ZM33 189V190H32ZM38 189H40L39 191H38ZM132 189H134V190H132ZM149 189V190H148ZM157 189V190H156ZM168 189H170V190H168ZM213 189H214V192H213ZM217 189V190H216ZM246 189V190H245ZM248 189H250V190H248ZM19 190V191H18ZM25 190H27V193H26V191ZM36 190V191H35ZM82 190V191H81ZM122 190V191H121ZM133 191V193H132V191ZM141 190V191H140ZM145 190V191H144ZM206 190V191H205ZM216 190V191H215ZM220 190V191H219ZM239 192H238V191ZM242 190V191H241ZM258 190H260V191H258ZM138 191V192H137ZM151 191H153V192H151ZM159 192V194H157V195H155L157 192ZM165 191V192H164ZM169 191L171 192V193H169ZM205 193H204V192ZM262 191V192H261ZM19 192V193H18ZM127 192H128V194H127ZM131 192V193H130ZM134 192H136V193H134ZM147 192V193H146ZM154 192H155V194H154ZM179 192L182 194V195H184V196H182V195H180L179 194ZM193 192V193H192ZM201 192V193H200ZM236 192V193H235ZM252 192H254V193H252ZM257 192H259V193H257ZM262 193V195L263 196H261V193ZM16 195H15V194ZM21 193V194H20ZM30 193H32V194H30ZM38 193V194H37ZM144 193H145V195H144ZM150 193H151V196H149L150 195ZM162 193V194H161ZM163 193L165 194V195H163ZM184 193V194H183ZM186 193H188L189 194V196H188V194L186 195ZM205 195H204V194ZM216 193V194H215ZM251 193V194H250ZM256 193V194H255ZM14 194V197L12 196ZM27 194V195H26ZM30 194V195H29ZM76 194V195H75ZM126 194L127 196H126V198H125V200H123V196ZM131 195V197H129L130 195ZM161 194V195H160ZM174 194H175V196H174ZM179 194V195H178ZM207 194H208V196H207ZM214 194H215V196H214ZM232 194V195H231ZM23 197H22V196ZM29 195V196H28ZM74 195V196H73ZM144 195V196H143ZM155 195V196H154ZM159 195V196H158ZM163 195V198H161L160 196H162ZM169 196V198L167 197V196ZM217 195V196H216ZM228 197H227V196ZM235 195V196H234ZM250 197H253V196H257L256 198H258V201H257V203H256V205L254 204V205H250L249 207L247 206H241V205H239L238 204V202H241V200L244 198V196H246L245 197V199H248L249 198V196ZM0 196H3V194H1L0 193ZM17 196V197H16ZM34 196V197H33ZM132 196H134V197H132ZM139 196V197H138ZM141 196V197H140ZM153 196V197H152ZM157 196H158V198H157ZM201 196H202V198H201ZM212 196H214V197H216V198H214V197H212ZM230 196V197H229ZM232 196H234L235 197V199L237 198V201L236 200H232L233 199V197ZM242 196H243V198H242ZM6 197V198H5ZM20 197V198H19ZM168 198V199H170V200H168L167 199V201H168V203H167V201L165 200V198ZM182 197V198H181ZM186 197V198H185ZM198 197H200V199H198ZM242 199H241V198ZM13 198V199H12ZM18 198V199H17ZM28 198H29V203H30V205H27V201H28ZM33 198V199H32ZM130 198V199H129ZM132 198V199H131ZM149 198V199H148ZM150 198H152L151 200H150ZM153 198H156V199H153ZM188 198V199H187ZM212 198V199H211ZM213 198H214V202H213ZM218 198H220V199H218ZM223 198V199H222ZM229 198V199H228ZM241 199V200H239V199ZM9 199V200H8ZM21 199V200H20ZM115 199H118V200H115ZM123 201H122V200ZM147 199V200H146ZM159 199H161L162 201H160ZM164 199V200H163ZM171 199H173V201L171 200ZM189 199H191L190 201H188ZM196 200L197 199V201H193V200ZM216 199H218V200H216ZM225 199V200H224ZM244 199V200H245ZM16 202H15V201ZM19 200V201H18ZM23 200V201H22ZM27 200V201H26ZM119 200H120V203H118L119 202ZM142 201V202H140V201ZM153 200H155V201H153ZM157 200H159V201H157ZM178 200V201H177ZM182 201V202H180V201ZM185 200V201H184ZM187 200V201H186ZM202 202H201V201ZM211 200V201H210ZM221 200H223V201H221ZM244 200H242V201H244ZM260 200V201H259ZM9 201V202H8ZM31 201V202H30ZM118 201V202H117ZM130 201V202H129ZM144 201V202H143ZM155 203V202H157V203H153V202ZM163 201H165L166 202V204L167 205H164L163 204ZM170 201H172L171 203H170ZM219 201V202H218ZM255 201H256V199H255ZM20 202V203H19ZM110 202V203H109ZM112 202V203H111ZM114 202V203H113ZM135 202V204L137 205V210L135 209V204H133V203ZM146 202V203H145ZM160 203V205H159V203ZM179 202V203H178ZM186 202V203H185ZM193 202H194V204H193ZM197 202V203H196ZM212 202V203H211ZM221 202V203H220ZM227 202V203H226ZM236 202V203H235ZM260 202V203H259ZM3 203V204H2ZM4 203L6 204V205H4ZM9 203V204H8ZM14 203V204H13ZM32 203V204H31ZM121 203L123 204V205H121ZM142 204V206H141V204ZM145 203V204H144ZM150 203V204H149ZM163 204V206H162V204ZM170 203V204H169ZM203 203H205V204H203ZM211 203V205H209ZM215 203V204H214ZM8 204V205H7ZM106 204H108V205H106ZM134 206H133V205ZM148 204V205H147ZM181 204V205H180ZM184 204H186V205H184ZM232 204H234V205H232ZM258 204V205H257ZM20 205V206H19ZM39 205V206H38ZM131 206V208H130V206ZM140 205V206H139ZM151 205H152V207H151ZM171 205H172V207H171ZM181 207H180V206ZM189 205V206H188ZM195 205H196V207H195ZM203 206V207H200V206ZM215 205V206H214ZM232 205V206H231ZM6 206V207H5ZM8 206V207H7ZM107 206V207H106ZM118 206V207H117ZM145 206V207H144ZM147 206V207H146ZM191 206H193V207H191ZM208 208H207V207ZM214 206V208H212V207ZM224 206H226V207H224ZM121 207V208H120ZM140 207V208H139ZM170 208V209H172V208H174V209H172V210H170V209H168V208ZM190 207V208H189ZM199 207V209H197ZM206 207V209H204ZM242 207V208H241ZM253 207V208H252ZM257 207V208H256ZM70 208V207H69ZM130 208V210H128ZM159 208V209H158ZM201 208V209H200ZM202 208L204 209V211L202 210ZM212 208V210H210ZM215 208H217V209H215ZM225 208V209H224ZM133 209V210H132ZM140 211H139V210ZM157 209V210H156ZM161 209H163V210H161ZM178 209V210H177ZM181 209H182V212H180L181 211ZM184 209V210H183ZM215 209V210H214ZM222 210V211H220V210ZM232 209L234 210V212L232 211ZM127 210H128V212H127ZM167 210H169V211H167ZM187 210V211H186ZM205 210H207V211H205ZM210 210V211H209ZM226 210V211H225ZM229 210V211H228ZM236 210H237V212H236ZM55 211H57L56 213H55ZM125 211V212H124ZM143 211V212H142ZM162 211V212H161ZM177 211H178V213H177ZM197 211H203V213L204 214H207V216L210 214H213V215H216V216H213L212 215V217H217V216H219V217H217L216 219L218 220V221H220V223H221V230H220V232H221V235L219 234V232H217L216 230H215V232H217V233H215L214 232V230H212L211 229V227H209L208 228V233L210 234V238H209V240H208V242H206L205 243V245L203 244V243H201V240H199V239H201L200 238V235L198 234V233H195L194 235H192V236H188L187 234H186V232L185 231H183V232H181L179 235H178V237H180V239H178V237H177V241L174 243V245H167L166 243H164V240H166L167 239V237H168V233L170 232V230L172 229V227H173V225L174 224H179L177 221H179V219L181 220V221H179L181 224L183 223V224H185V223H189V219H191L190 217H194L195 215H196V213H197ZM243 211H245V212H247V215H246V213H244ZM127 212V213H126ZM131 212H133L132 214H133V216L131 215ZM138 212V213H137ZM168 212V213H167ZM195 213V214H191V213ZM220 212V213H219ZM226 212H228V213H226ZM249 212V213H248ZM256 212V213H255ZM49 213V214H48ZM101 213V214H102ZM149 213V214H148ZM162 213V214H161ZM170 213H171V215H170ZM187 213V214H186ZM218 213L219 214H221V216L220 215H218ZM223 213H224V215H223ZM261 213V214H260ZM152 214V215H151ZM159 214V215H158ZM166 216H165V215ZM238 214H239V216H238ZM245 214V215H244ZM51 215V216H50ZM143 217L144 215H145V217H144V221L143 222H140L139 223V221H138V217ZM161 215H163V216H161ZM193 215V216H192ZM209 215V216H210ZM50 216V217H49ZM120 216V215H119ZM152 216H153V218H154V222L152 221ZM156 216H159V217H156ZM165 216V217H164ZM183 216V217H182ZM186 216V217H185ZM264 216V215H263ZM140 217V218H141ZM150 219V221H149V219ZM178 217H179V219H178ZM235 217H237V219L235 218ZM240 217H241V219H240ZM134 218H136V220H134ZM158 218V219H157ZM162 218H163V220H162ZM184 218H185V220H184ZM189 218V219H188ZM219 218H220V220H219ZM227 218V219H226ZM61 219V220H60ZM85 219H88V218H85ZM84 219V220H85ZM168 219V220H167ZM182 219H183V221H182ZM223 219V220H222ZM230 219H231V221H230ZM162 222H161V221ZM171 220H173V221H171ZM177 220V221H176ZM233 220H234V222H233ZM52 221V222H51ZM158 223H156V222ZM186 221V222H185ZM221 221H223V222H221ZM227 223H225V222ZM58 224H57V223ZM166 224H165V223ZM174 222V223H173ZM176 222V223H175ZM62 223V224H61ZM153 223H155V224H153ZM161 223V224H160ZM162 223H164V224H162ZM171 223H173V225L171 224ZM187 223V224H188ZM223 223L225 224V225H223ZM229 223V224H228ZM26 224V223H25ZM151 224V225H150ZM169 224H171V225H169ZM233 224V225H232ZM27 225V224H26ZM63 225V226H62ZM145 225V226H144ZM150 225V226H149ZM161 225V226H160ZM226 225H229V227L228 226H226ZM262 225V224H261ZM132 226V227H131ZM135 226V227H134ZM137 226L138 227H140V228H137ZM152 226V227H151ZM158 226V230H155L156 228H153V227H157ZM163 226H164V229H163ZM172 226V227H171ZM260 226V225H259ZM262 226H264V225H262ZM262 226H260V227H262ZM134 227V228H133ZM159 227H160V229H159ZM162 227V228H161ZM225 227V228H224ZM227 227V228H226ZM133 228V229H132ZM143 228V229H142ZM140 229V230H139ZM153 229L155 230V231H153ZM187 229V228H186ZM189 230H192V228L190 227V228H188ZM211 229V230H210ZM34 231H35V228L33 229ZM128 230V231H127ZM136 230V231H135ZM138 230V231H137ZM146 230V232H144ZM169 230V231H168ZM65 231V230H64ZM106 231V232H105ZM158 231H161L160 232V234H159V232ZM60 232V233H59ZM85 232V233H84ZM127 232V233H126ZM134 232H135V234H134ZM137 232L139 233V234H141L140 236L137 234ZM142 232V233H141ZM31 233H33L32 231H31ZM104 233V234H103ZM145 233V234H144ZM105 234H106V237H104L105 236ZM123 234V235H122ZM137 234V235H136ZM148 234V235H147ZM157 234V235H156ZM161 234H162V236H161ZM166 234H167V237H166ZM27 236H29L30 234H26ZM120 235H122V236H120ZM145 235V236H144ZM181 235H182V238H181ZM79 236V237H78ZM91 236V237H90ZM134 236V237H133ZM185 236V237H184ZM212 236V237H211ZM219 236V237H218ZM88 237V238H87ZM194 237V238H193ZM199 238L198 239V241H197V238ZM227 237V239H225ZM77 238H78V240H77ZM83 240H82V239ZM95 239V240H89V239ZM113 238V239H112ZM133 238V239H132ZM137 238V239H136ZM147 238V239H146ZM162 238H166V239H162ZM196 238V239H195ZM223 238V239H222ZM229 238V239H228ZM231 238V239H230ZM48 239V240H47ZM81 239V240H80ZM85 239V240H84ZM87 239V240H86ZM99 240V245H100V243H101V245L99 246L98 245V241L97 240ZM100 239H101V241H100ZM191 239V240H190ZM42 240V241H41ZM46 240V241H45ZM77 240V241H76ZM88 240H89V242H88ZM103 240H105V241H103ZM111 240V241H110ZM115 240H117L118 242H119V244H117L118 242H116ZM134 242H133V241ZM216 242H215V241ZM264 240V239H263ZM76 241V242H75ZM85 241V242H84ZM148 241V242H147ZM183 241V242H182ZM187 241V242H186ZM228 242V243H225V242ZM17 242V243H16ZM43 242V243H42ZM46 242V243H45ZM79 242V243H78ZM81 242V243H80ZM86 242H87V244H86ZM104 242V243H103ZM116 242V243H115ZM127 242V243H126ZM199 242V244H197ZM223 242H224V244H223ZM256 242V241H255ZM5 243V244H4ZM12 243V244H11ZM83 243H85V244H83ZM96 243H97V245H96ZM103 243V244H102ZM112 245H111V244ZM114 243V244H113ZM124 243H126V245L124 244ZM130 243V244H129ZM131 243H132V245H131ZM187 243V244H186ZM191 243V244H190ZM13 244H15V245H13ZM17 244V245H16ZM77 244V245H76ZM78 244H80V245H78ZM89 244V245H88ZM121 244H123V245H121ZM220 244H222V246L224 247H222ZM226 244V245H225ZM227 244H229V245H227ZM37 245V246H36ZM75 245H76V247H75ZM119 245V246H118ZM129 245H131V248H129L130 246ZM175 245L178 247H175ZM188 245V246H187ZM213 245V246H212ZM5 246H7V247H5ZM97 248H96V247ZM104 246V247H103ZM113 246V247H112ZM117 246V247H116ZM127 246V247H126ZM129 246V247H128ZM134 246V247H133ZM136 246V247H135ZM148 246V247H147ZM229 246V247H228ZM256 246H258V248L256 247ZM92 248V249H89V248ZM94 247H95V249H94ZM126 247V248H125ZM161 247H162V249H161ZM172 247V248H171ZM187 247V248H186ZM227 247H228V249H227ZM11 248V247H10ZM35 248H37V251L39 252V253H36L35 254ZM43 248H45V250L43 249ZM82 248V249H81ZM85 248V249H84ZM112 248V250H110ZM116 248V250H114ZM119 250H118V249ZM135 248H137V249H135ZM144 248V249H143ZM217 248H219L218 250H217ZM222 248V249H221ZM262 248V249H261ZM15 249V248H14ZM43 249V250H42ZM78 249H79V251H80V249H81V251L79 252L78 251ZM87 249H89L88 250V252H87ZM124 249V250H123ZM126 249H127V251H126ZM186 249V250H185ZM47 250V253L45 252ZM73 250V251H72ZM85 250H86V252H85ZM95 250V251H94ZM121 250V251H120ZM139 250V251H138ZM160 250V251H159ZM209 250V251H208ZM220 250V251H219ZM224 250V251H223ZM76 251V252H75ZM92 251H93V253H92ZM98 251V252H97ZM104 251V252H103ZM143 251V252H142ZM227 251V252H226ZM75 252V253H74ZM109 252V253H108ZM113 252H115V253H113ZM127 252V253H126ZM131 252H133L132 253V255H131ZM185 252V253H184ZM200 252V251H199ZM214 252H215V254H214ZM224 252V253H223ZM68 253V254H67ZM77 253H79V254H77ZM85 255H83V254ZM88 253V254H87ZM104 253V254H103ZM124 253V254H123ZM137 253V254H136ZM144 253V254H145ZM167 253V254H166ZM168 253H169V255H168ZM216 253H217V255H223V256H221L222 257V259L221 260H219V262H217L216 260H214L216 257H217V255H216ZM219 253V254H218ZM71 254H73V255H71ZM93 254V255H92ZM116 254V255H115ZM118 254H120L119 256H118ZM128 254H130V256L128 255ZM213 254V255H212ZM48 255V256H47ZM96 255V256H95ZM98 255V256H97ZM105 255V256H104ZM122 255V256H121ZM124 255H126V256H124ZM134 255V256H133ZM215 255V256H214ZM219 255V256H220ZM243 255V257H241ZM71 258H70V257ZM77 256V257H76ZM80 256V257H79ZM90 256V257H89ZM92 256H94L93 258H91ZM104 257V258H102V257ZM108 256V257H107ZM118 256V257H117ZM181 256V257H180ZM52 257V258H51ZM68 258V259H65V258ZM73 257H75V258H73ZM97 257V258H96ZM171 257V258H170ZM174 257V258H173ZM184 257V258H183ZM215 257V258H214ZM30 258V259H29ZM90 258V259H89ZM110 258H113V259H110ZM116 258H118V259H116ZM170 258V259H169ZM213 258V259H212ZM235 258V259H234ZM256 258V259H255ZM259 258H261V259H259ZM28 259V260H27ZM47 259H49V261L47 260ZM78 259V260H77ZM84 259V260H83ZM95 259V260H94ZM109 259V260H108ZM121 259V260H120ZM137 259V260H136ZM140 259V260H139ZM159 259V260H158ZM212 259V260H211ZM258 259H259V262H258ZM59 260V261H58ZM70 260V261H69ZM76 262H75V261ZM94 260V261H93ZM110 260H112V261H110ZM116 260V261H115ZM132 260H134V261H132ZM211 260V261H210ZM224 260V261H223ZM246 260V261H245ZM18 261V262H17ZM37 261V262H36ZM55 261V262H54ZM57 261V262H56ZM78 261V262H77ZM84 261H86V262H84ZM140 261V262H139ZM191 261V262H190ZM253 261H255V262H253ZM54 262V263H53ZM137 262H139V263H137ZM158 262V263H157ZM240 262V263H239Z\"/></svg>",
  "mask_w": 264,
  "mask_h": 264
}]
</instances>
